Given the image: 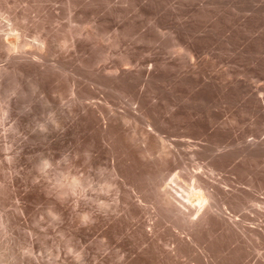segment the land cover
<instances>
[{
  "label": "rangeland",
  "instance_id": "rangeland-1",
  "mask_svg": "<svg viewBox=\"0 0 264 264\" xmlns=\"http://www.w3.org/2000/svg\"><path fill=\"white\" fill-rule=\"evenodd\" d=\"M10 1H12V0H10ZM10 1L9 0H2V1L0 0V3L2 2L0 4L1 5L0 6V12H1L0 23H2L4 19L8 18V20H4V22L2 23L3 26H1L0 29H2V27H3V29L6 28L7 27L6 24H8V28H6L7 30L5 31L8 35V33L11 32V29L13 27H15V25L17 24V26L20 28L19 29L20 31L18 30L19 33H22L24 35V33H25L24 30L27 31L26 34L29 35V36H27V39H28V40L26 39L27 41L31 40L30 42H32L33 41L32 34L34 36H36V34L38 33L39 30H41L42 33L45 31L43 34H45V33L47 34V32H49L50 35L54 32L52 34V36L55 37L56 41L53 44L54 48H52V51L48 52L49 54H51V52H52V56L50 57V55L47 54V55H49L47 57L48 58L50 57L49 58L50 60H48L46 57V59L43 60L45 63L43 61H42L43 64L41 63L42 64L40 66L41 68L36 67L33 69L32 67H28V69H26V70H21V69L27 68V67H23L17 71L18 73L20 72L19 74L17 72H15L16 74H14V72H12L10 74V76H8V80L10 79V81L8 82L7 85L10 87V89L6 85L8 91L7 90H5V91H7L8 94H12V95H7L5 98L4 96L7 94V93H5V95L2 96V98H1L2 102L0 101V104L2 106L4 105L3 107L0 106V108L2 107L0 109V111L2 112V113H0L1 116H3L2 110H4V107L6 108V106H7L8 96H9V100L11 102H13V103H11V105L13 104L11 112L12 111L13 112L12 113L10 112L11 114H10V117L8 118L10 120H8V124H7L6 128L8 129L9 126H13V128L16 127L13 130L7 131V133L5 134L7 137L6 138L4 135V131H2L3 129L1 128V125H0V128H1L0 129V138H1L0 142L2 143L0 145L1 146L4 145V147L6 148V149H4V147L2 146L0 149V154H1L0 155V161H1L0 165L3 168V170H1V167H0V201H2L4 199L2 201L3 203L0 202V204H1L0 205V214L2 213L1 214L2 216L0 215V234H1L0 235V240H1L0 241V248L5 249V250L2 249L3 251L0 250L1 251L0 252V264H2V263L3 264L4 263L5 264H13L14 262H16L15 264H18V263L20 264L21 262H22L21 264H23V262H25L24 264H28V263L31 264L32 263L31 260L32 261L36 260V261H33L32 264H34V263L35 264H59L60 260H61L60 264H66V263L70 264L69 262H72V261L74 262L73 256L75 258V255L76 256L79 255L80 257L81 256L87 257L86 260H85V258H83L84 260L82 259L81 262H83V261L84 262L81 264H91V263L93 264L95 262H96L95 264H97V261H98V264H103L104 262L106 264L108 262H109V264H116V263L117 264H134V263H136V264H181L182 263L183 264L187 260H189V261H187L188 264H191L192 259L189 256L190 250H189V248H187V246H185L184 242L181 244L179 243V245L177 243L178 247H180V250L182 249L180 251V253L182 252L180 254V256H177V257L171 256L172 254L173 255L176 254V251H173L174 253H171L172 252L171 250L174 249V247H173L174 243L173 242L169 243V241L171 242L174 239L169 234L170 233L172 234L173 231L171 232V230L173 228L170 230V228H168V227L170 225L172 226V225L177 223L176 222L177 220H176L174 213H173V215H172V213L169 214L170 212L173 211V209H171V207L170 208L168 207L169 209L165 208L167 210L160 209L162 211V213L161 214L159 213V214L161 216L165 214L164 215L165 219L169 220V218H170V220H169L170 222L176 220V221H174L176 223L170 224V222H169L170 225L167 226L168 229H165L161 225L158 224L159 226L155 225L156 229H154V231L155 230L158 231V229L160 228V231H159L160 234L158 233V235H157L158 237L162 236V238H163V236H164L165 237L164 239L167 238L165 241H168L169 248L166 247L167 249L166 248H164V249L166 252L168 251L167 253L169 255L163 251L164 249L162 248V244H160V243H159L160 245L157 244L158 243L157 240H156L157 242H154L155 240L152 241L151 246L148 245L147 247L146 246L143 247V245H141L142 241H143V237L141 239V236H142L141 232H140L141 230L140 231L137 230L138 232H140V233H138V232H136V229H135V228H140V227H135V225H136L137 221L140 220L139 219L140 215H142V214L144 215V211L149 213V214H147L145 212L147 215L143 216V218L148 217L147 218V219H149L148 221H150V219H153L152 216L158 217L157 212H161L158 210L159 208L157 209L158 211H156V213H157L156 214L155 212H152V211L150 212V210H148V209H147L148 211L146 209L144 210V207H142L144 211L141 210V212H143L141 214L139 211L142 208L139 209L138 206H140V204L143 202H145V203H143V205L147 204L146 200L149 202L150 198L152 199V200L150 199L152 202H155V200L153 201V199H156V202L160 201V198H158L159 200L156 198V197H158V195H157L158 193L156 194L157 195L156 196L154 191L156 190V192H157V189L161 185V184L159 185V183L164 184L165 183L164 181H167V180L162 179L161 177H164L165 179H166V177L168 178V176H170L169 174L172 173L171 171L169 172L168 170H170V168H172L171 166H173V164L175 165V168L174 167L173 168L176 169L177 164H175V163H178L179 167L177 166L176 170H172V171H174V173H172V175L176 174L177 172H175V171H178V168H180V170H182V172L180 170L178 172H180L181 174L178 173L180 175H178V174H176V175L180 176V177H181V175L183 176V177H181L183 179H180V177H179V179L182 181L184 180L183 181L184 185L190 186L194 182L196 184L197 183L196 176H195L196 173H194V172H197L200 174L203 171V173L200 174L201 176L204 175V173L206 172L204 175L205 179L211 180V183L212 182L214 183L212 185H214V187L216 186L215 188H217V185H219L220 188L222 186H224L221 188L222 192L224 193V191H225V194H226L227 193L226 191H228L230 196L228 194L227 195L231 198L230 199L229 197H226L227 195H225V194H224L225 196H223L220 193L221 189H219V187H218L217 189H219L220 191L217 192V194L220 196L215 197V199L217 198V200H215V202L218 201L220 203L219 204L216 202L218 205L221 206L220 211H222V212L225 211V213L226 212L229 213V215H230L229 217L232 216V218H228L227 213H226L227 215H225V213L219 215L220 214L219 213L218 217H217L216 213H218V212H216L215 216L212 215L213 217H211V218L209 217V219L205 218V219H207L206 221H209L208 222L209 225H208V223H205L206 221L203 219L202 222L205 221L203 223L204 226L200 223L201 226H199L200 224H198V228H199L198 229V228H196L197 227V225H196V227H193V229H192L193 231L195 228L197 229V230L195 229L194 232L191 231V227H189L190 231L195 234V235H192V237H191L192 233L189 234L188 237H186L187 235L185 236L184 230L188 229V227H187L188 225L184 224V223H187V221L186 222L184 221L183 224L186 226H184L181 223L183 225L184 229L182 231L183 233L180 231L182 233V235H181V233H180V235L183 236L184 238L186 237L185 242H187V240L192 239V238L199 240L197 242H199L200 246L206 247V248L203 247L206 251L208 248L209 250L207 252H209L211 255L213 254V257H214V258H212V261L213 262L217 261L216 263H218V264H223L224 262H225L224 264H228V263L229 264H233V263L234 264H236V263L237 264H255V263L264 264V213H263L264 210H262V209H264V155H263L264 149L262 148V147H264V110H263L264 109V0H237L239 2H237L235 0H70L71 2L68 1V3H67V0H54V2H52L53 0L52 1H50V0H38V1H35V0H14V2L12 1V3ZM41 1H43V2H41ZM47 1L50 4L52 3V5L50 6V4ZM34 3H36V4H34ZM53 4H55V6ZM14 5H16V7H14ZM49 6L51 8L53 6L56 7V8H54V10L52 9V11H55V9H56V12H52L51 10L49 12V8H48ZM6 7H9V8H6ZM13 7H14V9L11 10L10 8H13ZM2 8H4V11ZM17 8H19V9H17ZM25 8L28 10H26ZM31 8H33V9H31ZM6 9L9 10L8 13L5 12ZM20 10L21 11L24 10L25 13L20 12ZM30 10H31V12H29ZM4 12H5V14H4ZM27 12H28V14H27ZM48 13H50V15L52 13L53 17H52V15L50 16ZM7 15H9V16H7ZM14 15L15 16L18 15L19 17H22V18L25 17V18H23L21 20L19 19L17 21L14 20V24H15V22H17V23L15 25L13 24L14 25L13 26L12 25V22H13L12 17H15ZM26 17H28V18L26 19ZM47 18H49V20ZM9 20L11 21L10 25H9V23H10ZM21 21H23V22H21ZM44 22H46V23H44ZM38 23L41 27L44 24L42 27L44 31L42 30V28L40 26L39 27L37 26ZM2 24H0V25H2ZM17 26H16V28L18 29ZM34 26H35V28H34ZM21 27L23 28L22 30H21ZM9 28H10V30H9ZM36 28L39 30L37 31ZM34 29L37 31V33L35 32L36 34H34V31H35ZM46 29H47V31H46ZM41 31H39V32H41ZM68 31L70 33L69 35L67 34ZM31 32H33V33H31ZM0 33H1V36L4 35V33L2 35V31H0ZM6 33H5V36H6ZM42 33H40V34L43 35ZM10 34H12V32ZM26 34H25V37H26ZM23 35H21L22 37L19 36V38H22V39H19L20 41L23 40V37H24ZM69 36L72 38H70ZM7 37L9 39H13L12 35L11 36L9 35ZM3 38L8 39L4 36H3ZM65 40H66V42H65ZM34 41H35V38H34ZM56 42H58V43H56ZM30 47H31V49L33 48L32 45H29V49H30ZM27 48H28V46H27ZM178 48H179V50H178ZM181 48L183 51L186 50V52H188L189 54L181 51L180 50ZM0 49L2 50L1 47H0ZM176 49L178 52L176 51ZM1 50H0V52L1 53L4 52V53L2 55L0 53V58H1V56L6 58V56H3L5 54L4 49H3V51H1ZM190 51H191V53H190ZM175 53H178V55ZM179 53L180 54L185 53L186 55L185 54L180 55ZM192 53L194 54V58H193V56L191 57ZM182 55H183V57L186 56L185 59L183 57H181ZM188 55L193 59L194 63L191 64V62H193V61H190L191 58ZM173 56H176V57L174 58ZM178 56L180 57V60L182 61V63L179 60ZM187 58H189L188 62L190 61V63H187V61L182 60V59L186 60ZM2 59H4V58H2ZM2 59H1V61H2ZM194 59L195 60L197 59L198 62L195 61ZM173 60L175 61L174 66H173V64H174ZM176 60L179 62L176 63L177 62ZM1 61H0V65L3 64L2 66H4L7 62H9L7 60V58L4 61L5 64ZM51 61L55 62V63H52ZM60 62H63L64 65H63V63H60ZM171 63H173V64H171ZM196 63L198 65L200 63V65L198 66ZM7 64L9 65V63H7ZM7 64L5 66H8ZM182 64H184V66ZM185 64H189V66L188 65L187 66L190 69L187 67L188 69L185 70V68H186ZM193 64H195V66L197 65V67L193 68V66H194ZM170 65H172L174 68L176 67V65H177V67H178V65L179 66L181 65V66L178 67V69L176 67L174 70L173 67ZM46 66L48 68H43ZM52 66L54 68L53 70H51ZM191 67L193 68V70H195V69L197 70V68H198V70L197 71L195 70L194 72H192L193 70L191 69ZM179 68H181V69L183 68V70H181V71L183 72L185 70L187 73H185V71H184V73H183L184 75H183L182 73H180ZM29 69H31V70L29 71ZM36 69H37V72H36ZM38 69L39 70L41 69V70L39 71ZM58 69L60 71L62 70V72L65 70L63 72L64 75H62L63 73H61L60 71L56 72V70H58ZM171 69H173V70L171 71ZM48 70L52 71V73L50 71L48 72ZM177 70H178V72H177ZM187 70L189 71V74H188ZM30 72L31 73L33 72V73L31 74ZM115 73H117V75ZM171 73H172L173 77L171 76ZM22 74L24 75L25 78L24 77L22 78V76H23ZM55 74H56V76H55ZM17 75L18 76L20 75V76L17 77ZM39 75H41V76H39ZM179 75L180 76L183 75L184 77H181V78L177 77ZM27 76H28V78H27ZM174 77H175V79H174ZM11 78H14L15 80L11 79ZM16 78H19L21 81L16 79ZM34 78L36 79V81ZM46 78H48V79H46ZM176 78H178V79H176ZM23 79H25V81ZM29 79H31V81L34 79L33 80L34 83H33V81H32V83H30L31 81ZM12 82H15V84ZM36 82H38L39 84H37ZM10 83H12V84H10ZM17 83H19V84L16 85ZM25 84H26V86H25ZM27 84H28V86H27ZM11 85H12V87L13 86L14 87L12 88ZM33 85L35 86V88ZM37 86L40 87L41 91L39 90V87H37ZM18 87H20V88H18ZM26 87H28L29 89ZM36 88H37V90H36ZM17 90H18V93H17ZM69 90H71L72 92ZM29 91H30V93H29ZM25 92H26V94H23ZM75 93H77V94L75 95ZM32 94H34V95H32ZM60 94H62V97L60 96ZM23 95H27V96H23ZM54 95H56V99H55ZM79 95L82 96L81 97L83 99L82 102H85V104L88 103V101H90L89 103L91 105L93 104V106L91 108L90 104L88 106L87 104L85 105L83 103V106L90 107V109L93 111H95L94 109L97 110V108L100 109L99 112L101 111V109H102V111H105L106 109H110V108L113 109L115 111V113H117V115H118L117 116L115 114V117L119 118V115H120V117L122 119L120 121V123H118V125H120L124 121L122 116H123V114H126L123 116V117H125L124 122L125 123L127 122L126 125L124 124V122L120 125L121 127H124V128H121L120 126H119L120 130H119V128H117L118 127L117 126L118 121L116 122V124H113L114 117L111 118L113 120L112 124H111V122L108 121L110 118L106 119V117L105 118L100 117L101 115H100V113L97 112L98 110L96 111L97 112V114H96V112H94V113L90 112L91 110H89V108L83 107L82 102L80 101L81 99H79L80 98ZM19 96H20V98H19ZM83 96L88 100H86ZM13 97L14 98L18 97V98L14 99ZM77 97H79V98H77ZM90 97L92 100H89ZM3 98H5V99H3ZM52 98H53V100H52ZM72 98H75V99H72ZM17 100L18 101L20 100V101L18 102ZM23 100H24V102H23ZM68 100H71L72 102L68 101ZM104 100L105 101L107 100L108 102L107 101L105 102ZM4 101H6V102H4ZM56 101H58V102H56ZM68 102H69V104H68ZM70 102H71V104H70ZM95 102H96V104H95ZM2 103H4V104H2ZM26 103L29 105H27ZM56 103H58V104H56ZM97 103H100L103 107L106 106V104H108L107 105L108 108H106V107L101 108L100 107L101 105L97 106ZM174 103H176V104L174 105ZM19 104H20V106H19ZM15 105L18 107V109L15 108L16 107ZM172 105H174L175 107H176V105H178V106L176 107V109H174V107H172ZM13 106H15V107H13ZM94 106H96V107H94ZM109 106H110V108H109ZM135 106L137 108H135ZM139 106L142 109V111L140 108H138ZM32 107H34V108H32ZM142 107H144V108H142ZM170 107L174 109V112L172 111V109ZM58 108H59V110H61V108H62V112L57 110ZM63 108L66 111L69 109L68 110L69 112L67 111L68 112L67 113ZM85 108H87L88 111H87V109L85 111ZM30 109H31V112H30ZM51 109L52 110L54 109V111H52ZM81 109H83L85 111V114H86V112H89V113H87V115H85L84 111L82 110L83 111L82 112ZM103 109H105V110H103ZM128 109L134 110V112L129 111ZM135 109H137L136 112H135ZM170 110L174 113V116H171L173 114L169 113ZM138 111L141 112V114ZM35 112L37 115L35 114ZM56 112L58 113L57 114L58 116L60 115L59 117L56 115ZM63 112L67 113V114L65 115ZM130 112H133L135 114L137 113L138 115L137 114L136 115L138 116V118L139 117L140 118L137 119L135 117L136 115L134 114L135 115L134 116V115H132L133 113H130ZM30 113L31 114L33 113L32 115H34V116H32ZM20 114H21V116H19ZM175 114H176V116H175ZM1 116H0V118H1ZM36 116H37V118H36ZM51 116L54 117L56 121H57V119H59L61 121L60 123H63L62 124L63 127H61V128L58 127V129H60L59 132H58L57 128H55L56 126L55 125H54L55 127L53 126V124H55L54 123L55 121H54V118H52ZM98 116L100 117V119L101 118L106 119L108 122L106 120L105 121L103 120V122H102L101 121L102 119L99 120ZM127 116L131 120L133 118L137 119L136 122L138 123V125H136V123H135V125L131 124L133 127L131 126V128H129L130 132L128 131L129 130L128 126L130 127V124H128V122L130 121V119L127 120ZM132 116H133V118H132ZM116 118H115V121H116ZM171 119H172V121H171ZM48 120H49V122H48ZM150 120L152 121V123ZM167 120H169L171 122H169ZM33 121L34 122L36 121L35 122L36 124ZM99 121H100V123H97ZM142 121H146V124H144L145 122H142ZM101 122H102V124H101ZM141 123H142V127H141ZM149 123L151 124V126ZM43 124H45V125L48 124V125L45 126ZM96 124H99L100 128L96 129L98 127V125L96 126ZM174 124H176L175 125L176 130H177V128L179 129L178 133L176 132V130L174 128L175 127ZM50 125L52 127H50ZM109 125H111V126H109ZM114 125L116 126V128ZM122 125H125V126H122ZM154 125L160 126V127L156 126L158 129H160L163 126L161 129H162V132H164V133H160L161 136L158 133L157 134L153 133V134H151L152 135L151 137L149 135V137H150L149 140L146 139L147 138L146 134L143 136V138L142 137L140 138V134H141V132H139L140 130H143L142 132H144V130L148 131L146 129H152L154 127ZM108 126H109V128H108ZM134 126H137L136 129H138V130H135ZM177 126H179L180 128ZM45 127H47V128H45ZM68 127H70V128H68ZM144 127H146V128H144ZM32 128L34 129V131L32 130ZM63 128H64V130H63ZM101 128H102V131H101ZM107 128L109 130H113V129H115V130H114V132L113 131L111 132V131H108ZM116 129L119 131L117 132ZM131 129H132V131L134 130V133H136V134H134V137H133V132H131ZM172 129L177 134L180 133V135H183L184 137L182 136L183 137L182 138L180 135H177V137H176L175 136L176 134L173 135L174 132H172ZM65 130L67 133L62 132ZM169 130H170V133H169ZM38 131H40V132H38ZM123 131H124V133H123ZM59 133L60 134L65 133V134L64 135L62 134V136H61ZM125 133H127V134H125ZM138 133H140V134H138ZM168 133H169V135H167ZM12 134H14V136ZM154 134H155V136L157 135L156 139H155ZM38 135L39 136L41 135V136L39 137ZM137 135H139V139H137V137H136ZM171 135H173L172 136L173 139H172V137H170ZM179 136L182 138L183 141H185L184 142L185 145L183 146L184 148L182 146L179 148V150L181 149V152H183L182 155H185L184 151L187 150L186 155L183 156L184 160L182 158L183 161L181 162V159H180L181 157H179V159H177V160H180L181 163H179L178 161L177 162L174 161L175 163H172V165H171V162L174 160V157H171V156H170V158L172 160H170L169 156H167V157L165 156V157H161V158L158 157L162 160V163L159 162L161 160L158 158H156V160H155V157L158 156L157 154H155V151L157 150V146H159L158 144L160 143V141H164L167 143L169 142V144L172 143L174 145L172 140L181 139ZM11 137L13 138V140ZM53 137H54V139H53ZM160 137H161V140L160 141L158 140V143H157V139L158 138L160 139ZM144 138L149 142L145 141ZM151 138L155 139V140H152ZM8 139H9V141H8ZM140 139H142V140H140ZM143 140L147 143H145ZM52 141H53V143H52ZM136 141L137 142L139 141L138 142L139 144ZM141 141L144 142L145 147L142 143H140ZM186 142H189V143H186ZM252 142H255V143H252ZM258 142L261 144L260 145L261 148L260 147L257 148V146L255 145L256 143H257V145H259ZM6 143H7V145H6ZM151 143L153 146L152 145L150 146ZM262 143H263V145H262ZM18 144H20V145H18ZM186 144H188V145L186 146ZM200 145H203V147H201ZM252 145H254L253 149L251 148ZM191 146H194V147H191ZM248 146H249V148H247ZM147 147L149 149H147ZM145 148L147 149V151L153 150V153L151 151H150V153H152L153 156L155 155V157L151 156L150 157L151 159H150L149 154H148L149 152L145 151L146 150ZM187 148H189L190 150H188ZM195 148H197V149H195ZM254 148H256V150ZM154 149H155V151H154ZM182 149H183V151H182ZM202 149H204V150L206 149V152ZM247 149L250 152H248ZM250 149H252L253 151ZM16 150L17 151L20 150V151L17 152ZM197 150H198V152H197ZM199 150H201V151L199 152ZM142 151L144 153L147 152V155H146V153L144 154ZM254 152H257V153H254ZM49 153H52L54 155H51ZM191 153H192V155H191ZM250 153H254V154H250ZM255 154L257 156H255ZM48 155H50V156H48ZM60 155L62 156V158ZM66 155H67V157H66ZM189 155H191V156H189ZM252 155H253V157H252ZM7 156H8V158H7ZM115 156H116V158L118 157L117 158L118 160L115 158ZM193 156L196 157L197 159L194 158L196 160H190V159H193ZM39 157H41V158H39ZM68 157H69V161H71L70 162L71 165H70V163H68L69 161H66V160H68ZM36 158L37 159L39 158V159L37 160ZM65 158H67V159L64 160ZM152 158L154 159V163H153ZM162 158H167V159L169 158L168 160L171 162H169V161L167 162V161H165L167 159L163 160ZM5 159H7V160L5 161ZM12 159H13V162H12ZM157 160H158V162H156ZM175 160H176V158H175ZM53 161L54 162L56 161L55 165H54ZM147 161H149V162H147ZM194 161H196V162H194ZM45 163H49V167H48V165L46 166ZM80 163H81V165H78ZM113 164H115L114 165L115 167L113 166ZM116 164H117V166H116ZM52 165L54 167H52ZM58 165H59V167H57ZM72 165H73V167H72ZM167 165H168V167L170 165L171 166L168 168ZM195 165H196V168H195ZM4 166L8 169L6 170V168ZM44 166H46V167H44ZM60 166L62 168L61 170H60ZM112 167H114V170L112 169ZM117 167H118V169H117ZM211 167H213V168H211ZM11 168H13V169H11ZM55 168H56V170H55ZM184 168H185V170H184ZM205 168H206V171H205ZM17 169H18V171H17ZM166 169H167V171H166ZM210 169H212V170H210ZM215 170H217V174H216ZM2 171L4 174L2 173ZM58 171H60V172H58ZM115 171L117 173H114V174L115 175L119 174V176L118 175L115 176L113 174V172H115ZM162 171H165L164 175L166 173H167V175L164 176ZM212 171H214V172H212ZM40 172H42V173H40ZM51 172H52V174H51ZM5 173H7V174H5ZM11 173L13 175H11ZM59 173H60V176L58 178H56L57 174H59ZM67 173L68 174L71 173V175L69 176ZM158 173H160V174H158ZM36 174H38V175H36ZM62 174L66 175V176H64ZM190 174L192 177L194 175L195 178L194 177L192 178L190 176ZM212 174H214L215 176ZM6 175H7V177H6ZM50 175H52L53 177L52 176L50 177ZM209 175H212V176H209ZM218 175H219V177H217ZM36 176H37V178L38 177L39 178L37 179ZM63 176L66 179H64ZM67 176H69L70 178L73 177L72 181L77 183V185L75 184V186H77L76 187L77 189L75 188L76 190L73 187L74 183H72V181H70L71 179H69V177H67ZM42 177H44L45 179ZM74 177H76L78 179H76ZM117 177H119L121 180L118 179ZM219 178H220V180H218ZM46 179H48V180H46ZM58 179H60V180L64 179L66 181L62 180L63 183L61 182V184H60V182L59 183L56 182V180L58 181ZM87 179H88V181H87ZM91 179H92V181H90ZM192 179L195 181H193ZM67 180H69L71 183L67 182ZM78 180L81 182V185L78 184L79 183ZM112 180L115 183H113ZM119 180L121 182H119ZM41 181H43L44 184ZM107 181H108V183H107ZM155 181L158 183L157 184V185H159L158 187L156 186ZM192 181H193V183H192ZM221 181H222V183L226 182L225 185L220 183ZM1 182H3V184ZM9 182L11 185L9 184ZM46 182H47V184H46ZM216 182H218V183H216ZM52 184H54L55 186ZM65 184H68V185L70 184L69 186H72V189L65 190V189H67V188H65V187H67ZM119 184L120 185L122 184V186H120ZM38 185H39V187H38ZM43 185L45 187H47V189ZM56 185H58V187L60 185L61 186L63 185V188H61V186L59 187V191L62 189L65 190L66 193H67V191H69L67 194H70V197L68 195L65 196L62 193L63 196H65V198L68 196L66 199H64L65 202L62 199L63 197H62V194L60 193L61 191L60 192L58 191V187ZM78 185H79L80 189L78 188ZM93 186H95V188ZM115 186L116 187L119 186L118 188H120L121 191L119 192L120 189L118 190ZM153 186H156L157 189H156V187H155V190L152 189V188H154ZM4 187H5V189H4ZM48 187H49V189H48ZM133 187H135V188H133ZM136 187H137V189H136ZM191 187H192V185H191ZM38 188H39V191H38ZM52 188H54V189H52ZM83 188H86V189H83ZM97 188H98V190H97ZM150 189L152 190V192L150 191ZM227 189H229V190H227ZM233 189H236L238 191H236V190L234 191ZM1 190H3V191H1ZM42 190H45V191L48 190V191L46 193L45 191H42ZM53 190H56V192L58 191L57 193L61 194V195L60 194L59 195L57 194V195H58V197L61 196L62 200H59L57 198L56 193L53 192ZM70 190L71 191L74 190V192L73 191L70 192ZM95 190H96V193H95ZM109 190H111V191H109ZM131 190H133V191H131ZM140 190L142 193L141 192L139 193ZM49 191L51 192V195H50ZM76 191H78V193ZM233 191L235 192V195H234ZM54 193H55V195H54ZM71 193L73 195H71ZM129 193L132 195V197L134 199L131 197V195ZM114 194L116 195V197L114 196ZM46 195H48V196L46 197ZM77 195H78V197H77ZM87 195L89 198L87 197ZM144 195L147 196L148 199L145 200L146 197ZM52 196H54V197H52ZM83 196H85V197H83ZM221 196H223V198L225 200H226V198L228 200L225 201ZM236 196H237V198H235ZM249 196H250V198H249ZM98 197H100L102 199L100 200V198H98ZM141 197H142V199H141ZM241 197H243V198H241ZM96 198L99 201L96 200ZM112 198H113V200H112ZM220 198H221L222 202L220 201ZM137 199H139V200H137ZM257 199L259 201L258 203L253 202V200L255 201ZM54 200H56L57 202ZM85 200H86V202H85ZM102 200H104V202ZM119 200H121L122 203L124 201L128 202L130 200L129 203L125 202L126 204L131 206V207L127 206V205L125 206V208L129 207V211H128V208L121 209L122 207H124L122 205H125V204L121 203V205H120ZM131 200H135V201H132V203L133 202L136 203L139 201L138 205L136 203V207H135L134 206L135 203H134L132 206L130 204ZM117 201L119 204H116ZM246 201L250 205H252V204L254 205L257 203L258 206L256 204V208L258 209V207H259L261 210L259 209V211H257L253 207V205L252 206L248 205ZM261 201L263 203H261ZM84 202L86 205L84 204ZM88 202H89V204H88ZM102 202H103V204L108 203V205H110V207L112 206L111 208H113L114 211L112 209H109L110 207L108 208L107 204H105L107 206L103 205ZM4 203H6V204H4ZM221 203H223V204H221ZM77 204H78V207H77ZM245 204H246V206H245ZM56 205H57V207H56ZM68 205H69V207H68ZM259 205L260 206L263 205V206L260 207ZM10 206H11V208H10ZM91 206H93V207H91ZM102 207H104V209H102ZM137 207H138V209H137ZM16 208L18 210H16ZM67 208H68V210H67ZM69 208H70V210H69ZM107 208L110 211H108ZM246 208H248V209H246ZM10 209H13L12 210L13 213L10 211ZM117 209L119 212L117 211ZM130 209H133L132 210L133 213H131V214L129 213V212H131ZM22 210L26 214H24ZM51 210L56 213L55 219H54V216L51 215V213H50L51 216L48 213V212H52ZM124 210L125 211L127 210L128 213H126L127 211L125 212ZM169 210H172V211H169ZM244 210H246V211H244ZM247 210H249V211H247ZM76 211H78L80 213H78ZM81 211H82V213H81ZM85 211H86V213L90 212L89 213L90 218L86 214H85L86 216L83 214V213H85ZM163 211H165V212L163 213ZM167 211H168L169 215L166 214ZM251 211H253V212H251ZM120 212H122V213H120ZM123 212L126 214H123ZM138 212L140 213L139 218L137 217ZM259 212H261V215H259L260 214ZM10 213H12V215ZM134 213H136L137 216ZM7 214H8V217H7ZM14 214H18V215H14ZM118 214L123 218L118 217L119 216ZM132 214L135 215L137 218L135 216L133 217ZM209 214L206 217L211 216ZM211 214H214V213H211ZM56 215L59 217H57ZM82 215L85 216V217H83V220H82ZM126 215H128V216H126ZM130 215H131V218H130ZM148 215L150 216V218ZM155 215H157V216H155ZM223 215H225V216H223ZM15 216H16V218H15ZM221 216H223V219H221L222 218ZM2 217L5 220H3ZM112 217H115V218H112ZM171 217H173V218H171ZM79 218H80V220H79ZM141 218H142V216H141ZM143 218L141 220H143ZM239 218L241 221L239 220ZM14 219H15V221H14ZM17 219H19V220H17ZM132 219H135V220H132ZM147 219H145V221L143 220L142 222L140 221V223L146 222ZM155 219H157V218H154L153 222L155 221ZM230 219H231V221H230ZM86 220L88 221V223ZM218 220L221 221L220 223H223V222L224 223L220 224ZM228 220H229V222H228ZM234 220H236L238 224ZM257 220H260V221H257ZM128 221H130V222H128ZM10 222L13 223L14 230H13V225ZM17 222H18V224H17ZM240 222H242V223H240ZM258 222H260V223H258ZM130 223L133 225L131 226ZM234 223L236 225H234ZM256 223L258 224V227H257ZM230 224L232 226H234V228L236 230ZM237 225L238 226L241 225V227H238ZM25 226H26V228H25ZM29 226H30V228H29ZM81 226L82 227L85 226L83 228V230L81 229L82 228ZM133 226H134V228H132ZM228 226H230V227H228ZM7 227H10V228H7ZM27 227H28V229H27ZM157 227H158V229H157ZM161 227L163 228L162 230H161ZM185 227H187V228H185ZM227 228H230L229 231ZM231 228H233V229L231 230ZM240 228L241 229L243 228L244 230L242 229L243 230L242 231ZM253 228H255V229H253ZM248 229L251 231L249 232ZM15 230L16 231L18 230L17 231L18 234H17V232H15ZM168 230L170 233L168 232ZM245 230L247 231L248 235H246ZM9 231L11 234L9 233ZM131 231H132V234H130ZM163 231H165V232L167 231L166 234H168V236ZM190 231H188V232L185 231V232L189 233ZM237 231H238V233H236ZM240 231H242L243 233ZM14 232H15V235H13ZM33 234H35V235H33ZM209 234H211L210 235V238H212L211 240H209V236H208ZM236 234H238V235H236ZM240 234H242V235L244 234V235L241 236ZM10 235H12V237ZM62 235H63V237H62ZM122 235L124 236V238H122L123 237ZM129 235L131 237H129ZM136 235H138V239L141 241L136 240L137 239ZM197 235H198V237H197ZM212 235L215 238L212 237ZM237 236H238V238H237ZM203 237L205 238L206 242H204L205 240ZM244 237L246 238V240H244L245 239ZM28 238L30 240H27ZM60 238H61V241H59ZM206 238H208V240ZM9 239L10 240L13 239V240L10 241ZM16 240L17 241L19 240V242H17ZM9 241H10V243H9ZM20 242H21V244L24 243L25 245L21 246ZM57 242H59V244ZM153 242H154V244H153ZM239 242H241V244ZM11 243H13V246ZM30 243H31V245H30ZM207 243H208V245H207ZM27 244L30 246H28ZM69 244H71V245H69ZM136 244H137V246H136ZM202 244H203V246H202ZM10 245L12 246V248ZM181 245H184L189 251L187 252L186 251L187 249H185V247H183V246H182L183 247L182 248ZM73 246H74V248H73ZM149 246H150V249L147 250V248H149ZM156 246L159 248H157ZM6 247H7V249H6ZM58 247L60 248L59 251H58V249H59ZM62 247H64V248H62ZM70 247H72V248L70 249ZM104 247L107 249L105 250ZM108 247H110L111 250L113 248L114 249L112 251H109L110 249ZM140 247L143 249H146V250H142ZM171 247H173V249ZM211 247L215 250H213ZM14 248L15 249L17 248V251ZM116 248H119V249H116ZM131 248L133 251L131 250V252H129ZM152 248H154V249L157 248V249L153 251ZM32 249H34V250H32ZM134 249H136V250L134 251ZM184 249H185V252H187L189 254H185V252L183 251ZM64 250H66V253ZM70 250H72V252ZM119 250L122 252L121 253L116 252L118 254L117 255L115 253V251H119ZM125 250H126V252H125ZM157 250L158 251L160 250L161 252L159 253V252H157ZM8 251H9V254H7ZM15 251H16V253H13ZM28 251H30V252H28ZM67 251L69 252V254L70 253L71 254L70 255L67 254ZM77 251H79V252L77 253ZM81 251H83V252H81ZM62 252H64V253H62ZM85 252H87V253H85ZM93 252L96 254L95 255L92 254ZM100 252H102V253L104 252V253L102 254ZM135 252L139 253V254H136ZM183 252H184V254H183ZM227 252H228V254H227ZM2 253L5 254V256ZM12 253H13V255H12ZM53 253H54V255H53ZM56 253L59 254V256L55 255ZM75 253H77V254H75ZM97 253H99V254H97ZM126 253H127V255H124V257H123V254H126ZM129 253H130V256H129ZM165 253H166V255H165ZM219 253H220V257L218 256ZM111 254L115 255L114 256L115 258H112ZM224 254H226L228 256H226ZM7 255H8V257H6ZM116 255H117V257H116ZM184 255H186V256L184 257ZM14 256H15V258H14ZM24 256L26 259L23 258ZM61 256H62V258H61ZM89 256H91V257H89ZM94 256H96V257H94ZM125 256L127 259L125 258ZM215 256H217V257H215ZM32 257H33V259H32ZM118 257L121 259H118ZM163 257H164V259H163ZM186 257L187 258L189 257V258L187 259ZM1 258L3 261L1 260ZM3 258L4 259L6 258V259L4 260ZM12 258H14V260ZM27 258H30V259H27ZM63 258L66 261L63 260ZM67 258H68V262H67ZM116 258H117V260H116ZM124 258L126 259L127 263L124 260ZM128 258L130 259L129 261H128ZM181 258L184 260L183 262H181L182 261ZM216 258H218L221 262ZM227 258L230 260V262H229V260L226 261ZM7 259H9V260H7ZM102 259H104V261ZM177 259L178 260L181 259V260L178 261ZM224 259H226V260L222 261ZM27 260L29 262H27ZM93 260H94V262H93ZM101 260L103 263L101 262ZM107 260H109V261H107ZM120 261H122V262H120ZM132 261H135V262H132ZM212 261L211 262L209 261V263L210 264H216V263H213ZM192 264H194V263H192ZM203 264H205V263H203Z\"/></svg>",
  "mask_w": 264,
  "mask_h": 264
},
{
  "label": "bare ground",
  "instance_id": "bare-ground-1",
  "mask_svg": "<svg viewBox=\"0 0 264 264\" xmlns=\"http://www.w3.org/2000/svg\"><path fill=\"white\" fill-rule=\"evenodd\" d=\"M1 1H2V0H1ZM9 1H10V0H9ZM12 1L14 2V0H12ZM12 1H10V2L12 3ZM35 1H38V0H35ZM50 1H52V0H50ZM68 1H70V0H67V3H68ZM235 1H237V0H235ZM235 1H234V2H235ZM39 2H40V1H39ZM39 2H38V3H39ZM41 2H43V1H41ZM47 2H48V1H47ZM52 2H54V0H53ZM70 2H71V1H70ZM237 2H239V1H237ZM1 3H2V2H1ZM1 3H0V4H1ZM36 3H37V2H36ZM36 3H34V4H36ZM48 3H49V2H48ZM8 4H9V3H8ZM8 4H7V5H8ZM40 4H41V3H40ZM49 4H50V3H49ZM4 5H5V4H4ZM7 5H6V6H7ZM37 5H38V4H37ZM51 5H52V3L50 4V6H51ZM53 5L55 6V4H53ZM0 6H1V5H0ZM35 6H36V5H35ZM50 6L48 7V8H49V12H50V10L52 11V9L54 10V8H56V7H54V6L51 8ZM14 7H16V5H14ZM14 7H13V8H10V9L12 10V9H14ZM6 8H9V7H6ZM50 8H51V9H50ZM2 9H3V11H4V8H2ZM2 9H1V10H2ZM17 9H19V8H17ZM25 9H26V8H25ZM25 9H24V10H25ZM31 9H33V8H31ZM15 10H16V9H15ZM24 10H23V11L20 10V12L25 13ZM26 10H28V9H26ZM26 10H25V11H26ZM16 11H17V10H16ZM5 12L8 13L9 10L6 9ZM5 12H4V14H5ZM10 12H11V11H10ZM12 12H13V11H12ZM20 12H19V13H20ZM29 12H31V10H30ZM52 12H56V9H55V11H52ZM46 13H47V12H46ZM0 14H1V12H0ZM2 14H3V13H2ZM4 14H3V15H4ZM13 14H14V13H13ZM15 14H16V13H15ZM17 14H18V13H17ZM27 14H28V12H27ZM48 14L50 15V13H48ZM51 15H52V17H53V14H52V13H51ZM51 15H50V16H51ZM7 16H9V15H7ZM12 16H13V15H12ZM14 16H15V15H14ZM17 16H18V15H17ZM17 16L12 17V18H13L12 25L14 24V20L17 21V20H19V19L21 20V19L25 18V17L22 18V17H19V16L17 17ZM20 16H21V15H20ZM24 16H25V15H24ZM27 16H28V15H27ZM9 18H10V17H9ZM27 18H28V17H26V19H27ZM10 19H11V18H10ZM26 19H25V20H26ZM47 19L49 20V18H47ZM47 19H46V20H47ZM50 19H51V18H50ZM4 20H8V18H7V19H4ZM4 20H3V22H4ZM51 20H52V19H51ZM0 21H1V19H0ZM37 21H38V20H37ZM3 22H2V23H3ZM9 22H10V23H9V25H10V24H11V21L9 20ZM21 22H23V21H21ZM39 22H40V21H39ZM46 22H47V21H46ZM46 22H44V23H46ZM2 23H0V24H2ZM16 23H17V22H15V24H16ZM34 23H35V22H34ZM4 24H5V23H4ZM15 24H14V25H15ZM35 24H36V23H35ZM35 24H34V25H35ZM41 24H42V23H41ZM14 25H13V26H14ZM43 25H44V24H43ZM43 25H42V27H43ZM1 26H3V24L0 25V27H1ZM6 26H7V27H6ZM6 26H5V27L8 28V24H6ZM13 26H12V27H13ZM16 26H17V24L15 25V27H13V28L11 27V28H12V29H11L12 34H10L11 32H9L8 35H7V33L5 32V31L7 30L6 28H4L5 30L3 29V27H2V29H0V31H2V35H3L4 32L6 33V36H5V33H4V35H3L4 37L8 38L7 36H9V35H10V36H11V35L13 36V39H9V38H8V39H4L3 36H1V33H0V47L2 48V50H1V49H0V50L3 51V49H4L5 54H4L3 56H6L7 60L9 61V62H7V63H9V65L6 63L8 66H5L6 64L4 63V61H5L6 58H5V57H2V56H1V58H0V61H1L2 58H4V59H2L1 62H3V63L5 64L4 66H2L3 64L0 65V101H1L2 96H4L5 93H7V91H8V90H7V87H6V85H7L8 82L10 81V79L8 80V76H10V74H11L12 72H14V74H16L15 72H17L19 69H21V68H23V67H27V68H24V69H21V70H26V69H28V67H32L33 69L36 68V67H40V66L43 64L42 61H43L44 59H46L47 56H49V55H50V57L52 56V52H51V54H49L48 52L52 51V48H54V47H53V46H54L53 44H54L55 41H56V40H55V37L52 36V34H53L54 32H53L51 35L49 34V32H47V34H46V33L43 34L45 31H44L43 28L39 25V23H38L37 26H38V27L40 26L44 32L42 33L41 30H39V29L36 28L37 31H38V30L41 31V32L38 31V33H39V34H38L37 31L34 29V30H35V31H34V34L37 33L36 36H34V35L32 34V39H33V41H34V38H35V41H34V42H33V41L30 42L31 40L27 41V40H28V39H27V36H29L28 34H26L27 31L24 30L25 33H24V35H23L22 33H19V31H20L19 29H20V28L17 26V27H18V29H17ZM20 26H21V25H20ZM22 26H23V25H22ZM35 26H36V25H35ZM35 26H34V28H35ZM9 27H10V26H9ZM25 28H26V27H25ZM22 29H23V28L21 27V30H22ZM44 29H45V28H44ZM3 30H4V31H3ZM9 30H10V28H9ZM9 30H8V31H9ZM18 30H19V31H18ZM68 30H69V29H68ZM32 31H33V30H32ZM46 31H47V29H46ZM21 32H22V31H21ZM35 32H36V33H35ZM31 33H33V32H31ZM40 33H42L43 35H41ZM19 34H20V35H19ZM25 34H26V37H25ZM67 34H68V35L70 34L69 31H68ZM21 35L24 36L22 41L19 40V39H22V38H19V36H21ZM30 36H31V35H30ZM33 36H34V37H33ZM14 37H15V38H14ZM21 37H22V36H21ZM69 37H70V36H69ZM10 38H11V37H10ZM30 38H31V37H30ZM30 38H29V39H30ZM66 38H67V37H66ZM70 38H72V37H70ZM26 39H27V40H26ZM24 40H25V41H24ZM66 40H67V39H66ZM66 40H65V42H66ZM57 41H58V40H57ZM65 42H64V43H65ZM56 43H58V42H56ZM73 43H74V42H73ZM29 45H32L33 48L31 49V47H30V49H29ZM55 45H56V44H55ZM27 46H28V48H27ZM62 46H63V45H62ZM73 46H74V45H73ZM179 48H180V47H179ZM179 48H178V50H179ZM182 48H183V47H182ZM182 48L180 49L181 51H183ZM56 49H57V48H56ZM56 49H55V50H56ZM55 50H54V51H55ZM173 51H174V50H173ZM176 51H177V49H176ZM187 51H188V50H187ZM177 52H178V51H177ZM183 52H186V50L183 51ZM0 53H1V52H0ZM3 53H4V52H2L1 55H2ZM53 53H54V52H53ZM186 53H188V52H186ZM190 53H191V51H190ZM47 54H49V55H47ZM175 54L178 55V53H175ZM179 54H180V53H179ZM181 54H183V53H181ZM181 54H180V55H181ZM184 54H185V53H184ZM184 54H183V55H184ZM188 54H189V53H188ZM192 54H193V53H192ZM192 54H191V57L193 56V58H194V54H193V55H192ZM53 55H54V54H53ZM173 55H174V54H173ZM183 55H182L181 57H183ZM185 55H186V54H185ZM188 56H189V55H188ZM50 57H49V58H50ZM173 57L175 58L176 56H173ZM185 57H186V56H185ZM185 57H183V58L185 59ZM189 57H190V56H189ZM191 57H190V58H191ZM197 57H198V56H197ZM49 58L47 57L48 60H50ZM54 58H55V57H54ZM178 58H179V60H180V57H179V56H178ZM55 59H56V58H55ZM184 59H182V60H183V61H187V63H190V61H193L192 58L190 59L189 62H188L189 58H187L186 60H184ZM56 60H57V59H56ZM56 60H55V61H56ZM177 60H178V59H177ZM177 60H176V61H177ZM194 60H195V59H194ZM180 61H181V60H180ZM195 61H197V59H196ZM43 62H44V61H43ZM51 62H52V61H51ZM173 62H174V64H173V63H171V64H173V66H174V65H175V61L173 60ZM178 62H179V61H177L176 63H178ZM197 62H198V61H197ZM41 63H42V64H41ZM44 63H45V62H44ZM52 63H55V62H52ZM60 63H63V62H60ZM181 63H182V61H181ZM183 63H184V62H183ZM192 63H194V61L191 62V64H192ZM49 64H50V63H49ZM49 64H48V65H49ZM58 64H59V63H58ZM179 64H180V63H179ZM191 64H190V65H191ZM196 64H197V63H196ZM44 65H45V64H44ZM60 65H61V64H60ZM63 65H64V63H63ZM63 65H62V66H63ZM182 65L184 66V64H182ZM185 65H186V68H185V67H184V68H185V70H186V69L189 68V67H188L189 64H185ZM187 65H188V66H187ZM193 65H194L193 68H194V67L196 68L198 64H197L196 66H195V64H193ZM199 65H200V63H199ZM199 65H198V66H199ZM62 66H61V67H62ZM170 66H172V65H170ZM173 66H172V67H173ZM180 66H181V65H180ZM180 66L178 65V67H180ZM183 66H182V67H183ZM176 67H177V65H176ZM176 67H175V68H176ZM178 67H177V69H178ZM187 67H188V68H187ZM40 68H41V67H40ZM43 68H48V67L46 66V67H43ZM51 68H52L51 70L54 69L53 66H52ZM55 68H56V67H55ZM65 68H66V67H65ZM65 68H64V69H65ZM175 68L173 67L174 70H175ZM193 68L191 67L192 70H193ZM33 69H32V70H33ZM49 69H50V68H49ZM56 69H57V68H56ZM173 69H171V71H172ZM179 69H180V73L183 74L185 70L182 72L181 70H183V68H182V69L179 68ZM189 69H190V68H189ZM30 70H31V69H29V71H30ZM38 70H39V69H38ZM40 70H41V69H40ZM40 70H39V71H40ZM192 70H191V71H192ZM195 70H196V69H195ZM195 70H193L192 72H194ZM197 70H198V68H197ZM197 70H196V71H197ZM44 71H45V70H44ZM44 71H43V72H44ZM49 71H50V70H48V72H49ZM54 71H55V70H54ZM54 71H53V72H54ZM57 71H60V70L58 69V70H56V72H57ZM64 71H65V70H64ZM64 71H63V72H64ZM115 71H116V70H115ZM187 71H188V70H187ZM33 72H34V71H33ZM33 72H32V73H33ZM36 72H37V69H36ZM50 72L52 73V71H50ZM60 72L63 73L62 70H61ZM60 72H59V73H60ZM116 72H117V71H116ZM129 72H130V71H129ZM177 72H178V70H177ZM17 73H18V72H17ZM19 73H20V72H19ZM19 73H18V74H19ZM23 73H24V72H23ZM30 73H31V72H30ZM32 73H31V74H32ZM41 73H42V72H41ZM66 73H67V72H66ZM185 73H187V72L185 71ZM26 74H27V73H26ZM46 74H47V73H46ZM53 74H54V73H53ZM56 74H57V73H56ZM56 74H55V76H56ZM115 74L117 75V73H115ZM188 74H189V71H188ZM22 75H23V74H22ZM57 75H58V74H57ZM62 75H64V73H63ZM116 75H115V76H116ZM173 75H174V74H173ZM180 75H181V74H180ZM180 75L177 76V77H179V78L184 77V76H183L184 74H183L182 76H180ZM15 76H16V75H15ZM19 76H20V75H19ZM19 76L17 75V77H19ZM28 76H29V75H28ZM28 76H27V78H28ZM34 76H35V75H34ZM39 76H41V75H39ZM46 76H47V75H46ZM171 76H172V73H171ZM174 76H175V75H174ZM11 77H12V76H11ZM23 77H24V75L22 76V78H23ZM30 77H31V76H30ZM30 77H29V78H30ZM42 77H43V76H42ZM42 77H41V78H42ZM65 77H66V76H65ZM172 77H173V76H172ZM9 78H10V77H9ZM20 78H21V77H20ZM24 78H25V77H24ZM27 78H26V79H27ZM35 78H36V77H35ZM35 78H34V79H35ZM44 78H45V77H44ZM11 79H14V78H11ZM16 79L20 80L19 78H16ZM34 79H33V80H34ZM46 79H48V78H46ZM174 79H175V77H174ZM176 79H178V78H176ZM14 80H15V79H14ZM14 80H13V81H14ZM23 80L25 81V79H23ZM23 80H22V81H23ZM29 80L31 81V79H29ZM33 80H32V81H33ZM20 81H21V80H20ZM32 81H31L30 83H32ZM35 81H36V79H35ZM37 81H38V80H37ZM171 81H172V80H171ZM18 82H19V81H18ZM28 82H29V81H28ZM38 82H39V81H38ZM38 82H36V83L39 84ZM41 82H42V81H41ZM172 82H173V81H172ZM12 83L15 84V82H12ZM12 83H10V84H12ZM22 83H23V82H22ZM22 83H21V84H22ZM33 83H34V81H33ZM36 83H35V84H36ZM173 83H174V82H173ZM14 84H13V85H14ZM18 84H19V83H17L16 85H18ZM21 84H20V85H21ZM37 84H36V85H37ZM42 84H43V83H42ZM23 85H24V84H23ZM23 85H22V86H23ZM7 86H8V85H7ZM25 86H26V84H25ZM27 86H28V84H27ZM33 86H34V85H33ZM33 86H32V87H33ZM39 86H40V85H39ZM39 86H37V87H39ZM73 86H74V85H73ZM8 87H9V86H8ZM11 87H12V85H11ZM13 87H14V86H13ZM13 87H12V88H13ZM16 87H17V86H16ZM23 87H24V86H23ZM29 87H30V86H29ZM71 87H72V86H71ZM18 88H20V87H18ZM21 88H22V87H21ZM26 88H28V87H26ZM34 88H35V86H34ZM73 88H74V87H73ZM9 89H10V87H9ZM28 89H29V88H28ZM70 89H71V88H70ZM5 90H7V91H5ZM15 90H16V89H15ZM19 90H20V89H19ZM34 90H35V89H34ZM36 90H37V88H36ZM39 90H40V87H39ZM73 90H74V89H73ZM12 91H13V90H12ZM22 91H23V90H22ZM24 91H25V90H24ZM31 91H32V90H31ZM40 91H41V90H40ZM69 91H71V90H69ZM171 91H172V90H171ZM10 92H11V91H10ZM13 92H14V91H13ZM53 92H54V91H53ZM56 92H57V91H56ZM71 92H72V91H71ZM11 93H12V92H11ZM17 93H18V90H17ZM19 93H20V92H19ZM29 93H30V91H29ZM29 93H28V94H29ZM31 93H32V92H31ZM35 93H36V92H35ZM73 93H74V92H73ZM77 93H78V92H77ZM77 93H75V95H76ZM13 94H14V93H13ZM23 94H26V92L23 93ZM28 94H27V95H28ZM53 94H54V93H53ZM55 94H56V93H55ZM7 95H12V94H8V93H7L4 97L6 98ZM20 95H21V94H20ZM27 95H23V96H27ZM29 95H30V94H29ZM32 95H34V94H32ZM38 95H39V94H38ZM51 95H52V94H51ZM51 95H50V96H51ZM72 95H73V94H72ZM21 96H22V95H21ZM54 96H55V99H56V95H54ZM57 96H58V95H57ZM60 96L62 97V94H60ZM73 96H74V95H73ZM79 96H80V95H79ZM91 96H92V95H91ZM11 97H12V96H11ZM51 97H52V96H51ZM75 97H76V96H75ZM81 97H82V96H80V98H79V97H77V98L81 99L80 101L82 102L83 99H82ZM83 97H84V96H83ZM87 97H88V96H87ZM251 97H252V96H251ZM5 98H3V99H5ZM13 98H14V97H13ZM17 98H18V97H17ZM17 98L15 97L14 99H17ZM19 98H20V96H19ZM21 98H22V97H21ZM23 98H24V97H23ZM26 98H27V97H26ZM84 98H85V97H84ZM95 98H96V97H95ZM14 99H13V100H14ZM46 99H47V98H46ZM58 99H59V98H58ZM61 99H62V98H61ZM72 99H75V98H72ZM72 99H71V100H72ZM85 99H86V98H85ZM85 99H84V100H85ZM7 100H8V101H7ZM7 100H6V101H7V106H6V108L4 107V110H2V111H3V116L0 115V116H1V118H0V125H1V128L3 129L2 131H4V135L7 133L8 130L10 131V130H13L14 128H16V127L13 128V126H9L10 129H9V128H8V129L6 128V126H7V124H8V120H10V119H8V118L10 117V114L13 112V111L11 112V110H12V105H13V104L11 105V103H13V102H11V101L9 100V96H8ZM27 100H28V99H27ZM52 100H53V98H52ZM59 100H60V99H59ZM71 100H68V101H71ZM86 100H88V99H86ZM89 100H92L91 97H90ZM6 101H4V102H6ZM14 101H15V100H14ZM17 101H18V100H17ZM19 101H20V100H19ZM19 101H18V102H19ZM46 101H47V100H46ZM54 101H55V100H54ZM60 101H61V100H60ZM60 101H59V102H60ZM72 101H73V100H72ZM72 101H71V102H72ZM94 101H95V100H94ZM104 101H105V100H104ZM106 101H107V100H106ZM106 101H105V102H106ZM172 101H173V100H172ZM1 102H2V101H1ZM23 102H24V100H23ZM23 102H22V103H23ZM27 102H28V101H27ZM56 102H58V101H56ZM71 102H70V104H71ZM89 102H90V101H88V103H86L88 106H89V104H90ZM99 102H100V101H99ZM101 102H102V101H101ZM105 102H104V103H105ZM107 102H108V101H107ZM14 103H15V102H14ZM47 103H48V102H47ZM83 103L85 104V102H82V106H83ZM92 103H93V102H92ZM104 103H103V104H104ZM171 103H172V102H171ZM2 104H4V103H2ZM5 104H6V103H5ZM16 104H17V103H16ZM23 104H24V103H23ZM26 104H27V103H26ZM56 104H58V103H56ZM68 104H69V102H68ZM86 104H85V105H86ZM95 104H96V102H95ZM132 104H133V103H132ZM175 104H176V103H174V105H175ZM177 104H178V103H177ZM17 105H18V104H17ZM21 105H22V104H21ZM27 105H29V104H27ZM90 105H91V104H90ZM98 105L100 106L101 104H100V103H97V106H98ZM107 105H108V104H106V106H104V107L108 108ZM109 105H110V104H109ZM142 105H143V104H142ZM174 105H172V107H174V109H176V107H177L178 105H176V107H175ZM0 106H2V105L0 104ZM3 106H4V105H3ZM3 106H2V107H3ZM15 106H16V105H15ZM15 106H13V107H15ZM19 106H20V104H19ZM25 106H26V105H25ZM64 106H65V105H64ZM66 106H67V105H66ZM69 106H70V105H69ZM92 106H93V104L91 105V108H92ZM140 106H141V105H140ZM140 106H139L138 108H140ZM169 106H170V105H169ZM2 107H1V108H2ZM27 107H28V106H27ZM58 107H59V106H58ZM60 107H61V106H60ZM83 107H87V106H83ZM94 107H96V106H94ZM100 107H101V108H104L102 105H101ZM100 107H99V108H100ZM128 107H129V106H128ZM130 107H131V106H130ZM133 107H134V106H133ZM1 108H0V109H1ZM15 108L18 109L17 106H16ZM23 108H24V107H23ZM23 108H22V109H23ZM28 108H29V107H28ZM32 108H34V107H32ZM66 108H67V107H66ZM87 108H89V110H91L90 107H87ZM87 108H85V111H86ZM109 108H110V106H109ZM135 108H137V107L135 106ZM142 108H144V107H142ZM170 108H171V107H170ZM24 109H25V108H24ZM63 109H64V108H63ZM83 109H84V108H83ZM83 109H81V111H82ZM130 109H131V108H130ZM140 109H141V108H140ZM171 109H172V111L174 112V109H173V108H171ZM260 109H261V108H260ZM28 110H29V109H28ZM32 110H33V109H32ZM51 110H52V109H51ZM57 110H59V108H58ZM64 110H65V109H64ZM68 110H69V109H68ZM68 110H67V111H68ZM94 110H95V111L91 110L90 112H93V113H94V112H96V111L98 110L97 112L100 113V115H101V116H100V115H99V116L102 117V118H105V117H106V119L110 118L108 121L111 122V124H112V121H113V120H114V121H113V124H116V122L118 121V122H117V126H118L117 128H119V126L125 121V119H124L125 117H123V116L126 115V114H123V116H122V115H121V116H122V118H123L124 121H123L120 125H118V123H120V121H121L122 119H121L120 115H119V118H120V119H119L118 117L116 118V117H115V114L117 115V113H115V111H114L113 109H111V108H110V109H106V110L103 109V110H105V111H102V109H101L100 112H99L100 109H98V108H97V110H96V109H94ZM128 110H129V109H128ZM138 110H139V109H138ZM168 110H169V109H168ZM263 110H264V109H263ZM52 111H54V109H53ZM59 111L62 112V108H61V110H59ZM65 111H66V110H65ZM67 111H66V112H67ZM83 111H84V110H83ZM83 111H82V112H83ZM85 111H84V114H85ZM87 111H88V109H87ZM106 111H107V112H106ZM129 111H133V112H134V110H129ZM129 111H128V112H129ZM136 111H137V109H135V112H136ZM141 111H142V109H141ZM172 111L170 110L169 113L173 114V115H171V116H174V113H173ZM10 112H11V113H10ZM18 112H19V111H18ZM30 112H31V109H30ZM50 112H51V111H50ZM68 112H69V111H68ZM68 112H67V113H68ZM97 112H96V114H97ZM133 112H130V113H133ZM138 112H139V111H138ZM0 113H2V112L0 111ZM19 113H20V112H19ZM33 113H34V112H33ZM33 113H32V114H33ZM63 113H64V112H63ZM67 113H64V114L66 115ZM71 113H72V112H71ZM87 113H89V112H86L85 115H87ZM139 113L141 114V112H139ZM22 114H23V113H22ZM27 114H28V113H27ZM30 114H31V113H30ZM30 114H29V115H30ZM32 114H31V115H32ZM35 114H36V112H35ZM49 114H50V113H49ZM52 114H53V113H52ZM57 114H58V113L56 112V115H57ZM59 114H60V113H59ZM84 114H83V115H84ZM134 114H135V113H133L132 115H134ZM136 114H137V113H136ZM136 114H135V115H136ZM140 114H139V115H140ZM167 114H168V113H167ZM14 115H15V114H14ZM36 115H37V114H36ZM50 115H51V114H50ZM50 115H49V116H50ZM56 115H55V116H56ZM69 115H70V114H69ZM135 115H134V116H135ZM137 115H138V114H137ZM137 115H136L135 117H136L137 119H139L140 117L138 118ZM168 115H169V114H168ZM19 116H21V114H20ZM22 116H23V115H22ZM32 116H34V115H32ZM57 116H58V115H57ZM59 116H60V115H59ZM59 116H58V117H59ZM99 116H98V119L101 120L102 118L100 119ZM117 116H118V115H117ZM130 116H131V115H130ZM140 116H141V115H140ZM175 116H176V114H175ZM51 117H52V116H51ZM64 117H65V116H64ZM68 117H69V116H68ZM113 117H114V119L112 120L111 118H113ZM168 117H169V116H168ZM13 118H14V117H13ZM13 118H12V119H13ZM36 118H37V116H36ZM52 118H54V117H52ZM115 118H116V121H115ZM132 118H133V116H132ZM170 118H171V117H170ZM172 118H173V117H172ZM16 119H17V118H16ZM56 119H57V118H56ZM68 119H69V118H68ZM98 119H97V120H98ZM106 119H102L101 121L103 122V120L105 121ZM129 119H130V118L127 116V120H129ZM137 119H135V118H133L132 120L130 119V121L128 122V124H130V127L128 126V129L131 128V126H132L131 124L135 125V123H136V125H138V123L136 122ZM141 119H142V118H141ZM13 120H14V119H13ZM17 120H18V119H17ZM17 120H16V121H17ZM21 120H22V119H21ZM31 120H32V119H31ZM34 120H35V119H34ZM52 120H53V119H52ZM58 120H59V119H57V121H56L55 118H54V121H55L54 123H55V124H53V126L55 125L56 127H55V126H54V127L57 128V130H58V132H59L60 129H58V127H60V128L63 127V125H62L63 123H60L61 121H60V120L58 121ZM62 120H63V119H62ZM69 120H70V119H69ZM127 120H126V121H127ZM142 120H143V119H142ZM146 120H147V119H146ZM169 120H170V119H169ZM169 120H167V121H169ZM106 121H107V120H106ZM108 121H107V122H108ZM138 121H139V120H138ZM150 121H151V120H150ZM171 121H172V119H171ZM171 121H169V122H171ZM173 121H174V120H173ZM11 122H12V121H11ZM17 122H18V121H17ZM29 122H30V121H29ZM33 122H34V121H33ZM35 122H36V121H35ZM35 122H34V123H35ZM48 122H49V120H48ZM50 122H51V121H50ZM62 122H63V121H62ZM95 122H96V121H95ZM102 122H101V124H102ZM114 122H115V123H114ZM142 122H145L144 124H146V121H142ZM42 123H43V122H42ZM97 123H100V121L97 122ZM126 123H127V122H126ZM126 123L124 122L125 125H126ZM139 123H140V122H139ZM151 123H152V121H151ZM14 124H15V123H14ZM30 124H31V123H30ZM35 124H36V123H35ZM67 124H68V123H67ZM70 124H71V123H70ZM104 124H105V123H104ZM149 124H150V123H149ZM156 124H157V123H156ZM171 124H172V123H171ZM12 125H13V124H12ZM40 125H41V124H40ZM43 125H45V124H43ZM47 125H48V124H47ZM47 125H45V126H47ZM51 125H52V124H51ZM51 125H50V127H52ZM97 125H98V127H97L96 129L100 128L99 124H96V126H97ZM125 125H122V126H125ZM157 125H158V124H157ZM157 125H156V126H157ZM172 125H173V124H172ZM175 125H176V124H174V126H175ZM18 126H19V125H18ZM29 126H30V125H29ZM41 126H42V125H41ZM65 126H66V125H65ZM70 126H71V125H70ZM96 126H95V127H96ZM102 126H103V125H102ZM109 126H111V125H109ZM109 126H108V128H109ZM114 126H115V125H114ZM143 126H144V125H143ZM148 126H149V125H148ZM150 126H151V124H150ZM152 126H153V125H152ZM156 126L154 125L155 128L153 127L152 129H146V130H148V131H145V130H144V132H142L143 130H140L139 132H141V134L138 133V134H140V138H141V137L143 138V136L146 134V137H147V138H146V137H145V138L149 140V138L152 136L151 134H153V133H155V134L158 133L159 135H160V133H164V132H162V129H161L163 126L160 128L161 130L157 128V127H160V126H157V127H156ZM39 127H40V126H39ZM54 127H53V128H54ZM120 127H121V126H120ZM132 127H133V126H132ZM134 127H135V128H134L135 130H138V129H136L137 126H134ZM141 127H142V123H141ZM141 127H140V128H141ZM177 127H179V126H177ZM1 128H0V129H1ZM11 128H12V129H11ZM19 128H20V127H19ZM19 128H18V129H19ZM45 128H47V127H45ZM64 128H65V127H64ZM64 128H63V130H64ZM68 128H70V127H68ZM108 128H107V130H108V131H111V132H112V131L114 132V130H115V129H113V128H112L113 130H109ZM115 128H116V126H115ZM121 128H124V127H121ZM125 128H126V127H125ZM144 128H146V127H144ZM150 128H151V127H150ZM174 128H175V130H176V126H175ZM179 128H180V127H179ZM42 129H43V128H42ZM94 129H95V128H94ZM103 129H104V128H103ZM105 129H106V128H105ZM132 129H133V128H132ZM132 129H131V132H133V137H134V134H136V133H134V130L132 131ZM25 130H26V129H25ZM32 130L34 131L33 128H32ZM45 130H46V129H45ZM52 130H53V129H52ZM55 130H56V129H55ZM57 130H56V131H57ZM61 130H62V129H61ZM67 130H68V129H67ZM99 130H100V129H99ZM116 130H117V129H116ZM119 130H120V128H119ZM119 130H117V132H118ZM121 130H122V129H121ZM22 131H23V130H22ZM33 131H32V132H33ZM40 131H41V130H40ZM40 131H38V132H40ZM46 131H47V130H46ZM46 131H45V132H46ZM50 131H51V130H50ZM68 131H69V130H68ZM101 131H102V128H101ZM128 131L130 132V129H129ZM163 131H164V130H163ZM178 131H179V129L177 128L176 132L178 133ZM62 132H66V130H65V131H62ZM115 132H116V131H115ZM135 132H136V131H135ZM172 132H174L173 135L176 134V135H175L176 137H177V135H180V133L177 134L175 131H173V129H172ZM19 133H20V132H19ZM26 133H27V132H26ZM35 133H36V132H35ZM51 133H52V132H51ZM53 133H54V132H53ZM66 133H67V132H66ZM123 133H124V131H123ZM143 133H144V134H143ZM169 133H170V130H169ZM169 133H168L167 135H169ZM55 134H56V133H55ZM59 134H60V133H59ZM59 134H58V135H59ZM62 134H63V133H62ZM62 134H60V135L62 136ZM64 134H65V133H64ZM64 134H63V135H64ZM116 134H117V133H116ZM125 134H127V133H125ZM131 134H132V133H131ZM155 134H154V136H155ZM171 134H172V133H171ZM9 135H10V134H9ZM12 135L14 136V134H12ZM25 135H26V134H25ZM34 135H35V134H34ZM42 135H43V134H42ZM44 135H45V134H44ZM46 135H47V134H46ZM147 135H148V136H147ZM149 135H150V137H149ZM173 135H171L170 137H172ZM23 136H24V135H23ZM26 136H27V135H26ZM29 136H30V135H29ZM38 136H39V135H38ZM40 136H41V135H40ZM40 136H39V137H40ZM56 136H57V135H56ZM160 136H161V135H160ZM162 136H163V135H162ZM180 136L182 137L183 135H180ZM180 136H179V137H180ZM5 137H6V135H5ZM27 137H28V136H27ZM31 137H32V136H31ZM31 137H30V138H31ZM39 137H38V138H39ZM49 137H50V136H49ZM58 137H59V136H58ZM136 137H137V139H139V135H137ZM136 137H135V138H136ZM179 137H178V138H179ZM181 137H180V138H181ZM183 137H184V136H183ZM183 137H182V138H183ZM6 138H7V137H6ZM6 138H5V139H6ZM11 138H12V137H11ZM11 138H10V139H11ZM18 138H19V137H18ZM25 138H26V137H25ZM34 138H35V137H34ZM145 138H144V139H145ZM156 138H157V135L155 136V139H156ZM162 138H163V137H162ZM182 138H181V139H177V140H175V139L172 140L175 146H174L172 143L169 144V142L167 143V142H164V141H160V140H161V137H160V139L158 138V139H157V143H158V140H159V141H160V143L158 144L159 146H157V150H156V151H155V149H154L155 154L158 155L157 157H155V155L153 156V154H152V153H153V150H148V151H147V149H149L148 147H147V149L145 148L146 150H145V149H144V150L147 151V152H149V153H148V154H149V158H150L151 156H153V157H155V160H156V158H158V157L161 158V157H165V156L167 157V156H169V158H170V156H171V157H174V160H173L172 162L168 160L169 158H168V159H167V158H162V159H163V160L167 159V160H165V161H167V162H168V161L171 162V165H172V163H175L174 161H176V162L178 161L179 163H181V162L184 160L183 156L186 155V151H187V150L185 149V150H186V151H184L185 155H182L183 152H181V149L179 150V148H180L181 146L183 147V146L185 145V144H184L185 141H183ZM0 139H1V138H0ZM5 139H4V140H5ZM39 139H40V138H39ZM45 139H46V138H45ZM49 139H50V138H49ZM49 139H48V140H49ZM53 139H54V137H53ZM53 139H52V140H53ZM56 139H57V138H56ZM146 139H145V141H147ZM151 139H152V138H151ZM151 139H150V140H151ZM155 139H152V140H155ZM167 139H168V138H167ZM172 139H173V137H172ZM12 140H13V138H12ZM15 140H16V139H15ZM140 140H142V139H140ZM169 140H170V139H169ZM169 140H168V141H169ZM6 141H7V140H6ZM8 141H9V139H8ZM143 141H144V140H143ZM145 141H144V142H145ZM170 141H171V140H170ZM4 142H5V141H4ZM16 142H17V141H16ZM136 142H137V141H136ZM138 142H139V141H138ZM138 142H137V143H138ZM144 142L141 141L140 143H142V144L144 145ZM147 142H149V141H147ZM147 142H145V143H147ZM255 142H256V141H255ZM255 142H252V143H255ZM52 143H53V141H52ZM157 143H156V144H157ZM166 143H167V144H166ZM186 143H189V142H186ZM0 144H2V143L0 142ZM8 144H9V143H8ZM20 144H21V143H20ZM20 144H18V145H20ZM138 144H139V143H138ZM156 144H155V145H156ZM168 144H169V145H168ZM258 144H259V145H257V143L255 144V145L257 146V148L260 147V145H261L259 142H258ZM6 145H7V143H6ZM143 145H142V146H143ZM151 145H152V143L150 144V146H151ZM155 145H154V146H155ZM171 145H172V146H171ZM187 145H188V144H186V146H187ZM250 145H251V144H250ZM262 145H263V143H262ZM2 146L4 147V145H2ZM2 146L0 145V149H1ZM13 146H14V145H13ZM21 146H22V145H21ZM105 146H106V145H105ZM146 146H147V145H146ZM152 146H153V145H152ZM173 146H174V147H173ZM200 146L203 147V145H200ZM256 146H255V147H256ZM14 147H15V146H14ZM22 147H23V146H22ZM22 147H21V148H22ZM106 147H107V146H106ZM109 147H110V146H109ZM144 147H145V145H144ZM191 147H194V146H191ZM196 147H197V146H196ZM253 147H254V145H252L251 148L253 149ZM21 148H20V149H21ZM142 148H143V147H142ZM154 148H155V147H154ZM177 148H178V149H177ZM183 148H184V147H183ZM204 148H205V147H204ZM247 148H249V146H248ZM260 148H261V147H260ZM262 148L264 149V147H262ZM4 149H6V148L4 147ZM12 149H13V148H12ZM187 149L190 150L189 148H187ZM193 149H194V148H193ZM193 149H192V150H193ZM195 149H197V148H195ZM252 149H250V150H252ZM254 149L256 150V148H254ZM13 150H14V149H13ZM158 150H159V151H158ZM202 150H204V149H202ZM261 150H262V149H261ZM261 150H260V151H261ZM14 151H15V150H14ZM16 151H17V150H16ZM19 151H20V150H18L17 152H19ZM21 151H22V150H21ZM49 151H50V150H49ZM150 151H151L152 153H150ZM157 151H158V152H157ZM182 151H183V149H182ZM200 151H201V150H199V152H200ZM204 151L206 152V149H205ZM247 151H248V149H247ZM247 151H246V152H247ZM252 151H253V150H252ZM260 151H259V152H260ZM8 152H9V151H8ZM11 152H12V151H11ZM67 152H68V151H67ZM142 152H143V151H142ZM147 152H145L146 155H147ZM190 152H191V151H190ZM192 152H193V151H192ZM195 152H196V151H195ZM197 152H198V150H197ZM197 152H196V153H197ZM205 152H204V153H205ZM248 152H250V151H248ZM259 152H258V153H259ZM262 152H263V151H262ZM4 153H5V152H4ZM70 153H71V152H70ZM143 153H144V152H143ZM145 153H144V154H145ZM196 153H195V154H196ZM204 153H203V154H204ZM254 153H257V152H254ZM254 153H250V154H254ZM9 154H10V153H9ZM15 154H16V153H15ZM20 154H21V153H20ZM49 154L54 155V154H52V153H49ZM57 154H58V153H57ZM188 154H189V153H188ZM197 154H198V153H197ZM245 154H246V153H245ZM248 154H249V153H248ZM260 154H261V153H260ZM260 154H259V155H260ZM0 155H1V154H0ZM11 155H12V154H11ZM11 155H10V156H11ZM17 155H18V154H17ZM37 155H38V154H37ZM44 155H45V154H44ZM70 155H71V154H70ZM113 155H114V154H113ZM191 155H192V153H191ZM191 155H189V156H191ZM193 155H194V154H193ZM246 155H247V154H246ZM246 155H245V156H246ZM261 155H262V154H261ZM263 155H264V154H263ZM21 156H22V155H21ZM45 156H46V155H45ZM48 156H50V155H48ZM60 156H61V155H60ZM189 156H188V157H189ZM203 156H204V155H203ZM211 156H212V155H211ZM255 156H257V155L255 154ZM5 157H6V156H5ZM17 157H18V156H17ZM19 157H20V156H19ZM51 157H52V156H51ZM57 157H58V156H57ZM66 157H67V155H66ZM69 157H70V156H69ZM69 157H68V160H66L67 158H65L64 160L69 161ZM111 157H112V156H111ZM177 157H178V158H177ZM179 157H181V158H180V159H181V162H180V160H177V159H179ZM250 157H251V156H250ZM252 157H253V155H252ZM260 157H261V156H260ZM2 158H3V157H2ZM7 158H8V156H7ZM39 158H41V157H39ZM39 158H38V159H39ZM61 158H62V156H61ZM72 158H73V157H72ZM108 158H109V157H108ZM115 158H116V156H115ZM117 158H118V157H117ZM117 158H116V159H117ZM146 158H147V157H146ZM146 158H145V159H146ZM160 158H158V159H160ZM175 158H176V160H175ZM182 158H183V160H182ZM194 158H196V157L193 156V159H190V158H189V159H190V160H196V159H197V158H196V159H194ZM199 158H200V157H199ZM10 159H11V158H10ZM10 159H9V160H10ZM15 159H16V158H15ZM36 159H37V158H36ZM36 159H35V160H36ZM38 159H37V160H38ZM45 159H46V158H45ZM47 159H48V158H47ZM53 159H54V158H53ZM150 159H151V158H150ZM152 159H153V158H152ZM2 160H3V159H2ZM6 160H7V159H5V161H6ZM57 160H58V159H57ZM70 160H71V159H70ZM117 160H118V159H117ZM160 160H161V159H160ZM170 160H172V159L170 158ZM49 161H50V160H49ZM61 161H62V160H61ZM151 161H152V160H151ZM0 162H1V161H0ZM8 162H9V161H8ZM12 162H13V159H12ZM36 162H37V161H36ZM38 162H39V161H38ZM53 162H54V161H53ZM55 162H56V161H55ZM55 162H54V165H55ZM59 162H60V161H59ZM59 162H58V163H59ZM64 162H65V161H64ZM70 162H71V161H69L68 163H70ZM110 162H111V161H110ZM114 162H115V161H114ZM147 162H149V161H147ZM156 162H158V160H157ZM159 162L162 163V160L159 161ZM167 162H166V163H167ZM194 162H196V161H194ZM49 163H50V162H49ZM49 163H45V165H46V166L48 165V167H49ZM51 163H52V162H51ZM118 163H119V162H118ZM118 163H117V164H118ZM153 163H154V159H153ZM1 164H2V163H1ZM5 164H6V163H5ZM5 164H4V165H5ZM7 164H8V163H7ZM36 164H37V163H36ZM52 164H53V163H52ZM56 164H57V163H56ZM73 164H74V163H73ZM111 164H112V163H111ZM117 164H116V166H117ZM175 164H177V165H176V169H177V166L179 167V164H178V163H175ZM9 165H10V164H9ZM43 165H44V164H43ZM60 165H61V164H60ZM65 165H66V164H65ZM68 165H69V164H68ZM70 165H71V163H70ZM78 165H81V163L78 164ZM114 165H115V164H113V166H114ZM168 165H169V164H168ZM168 165H167V167H168ZM171 165H170V166H171ZM46 166H44V167H46ZM170 166H169V167H170ZM0 167H1V165H0ZM4 167H5V166H4ZM10 167H11V166H10ZM50 167H51V166H50ZM52 167H54V166L52 165ZM57 167H59V165H58ZM72 167H73V165H72ZM114 167H115V166H114ZM114 167H112L113 170H114ZM118 167H119V166H118ZM118 167H117V169H118ZM169 167H168V168H169ZM171 167H172V168H170V170H168V171H169V172L171 171L172 173H174V171H172V170H176V169H174V168H175V165L173 164V166H171ZM173 167H174V168H173ZM199 167H200V166H199ZM5 168H6V167H5ZM38 168H39V167H38ZM38 168H37V169H38ZM40 168H41V167H40ZM168 168H167V169H168ZM195 168H196V165H195ZM209 168H210V167H209ZM211 168H213V167H211ZM7 169H8V168H6V170H7ZM11 169H13V168H11ZM41 169H42V168H41ZM43 169H44V168H43ZM45 169H46V168H45ZM61 169H62V168H61V166H60V170H61ZM115 169H116V168H115ZM117 169H116V170H117ZM167 169H166V171H167ZM181 169H182V168H181ZM207 169H208V168H207ZM1 170H3L2 167H1ZM14 170H15V169H14ZM48 170H49V169H48ZM48 170H47V171H48ZM55 170H56V168H55ZM57 170H58V169H57ZM159 170H160V169H159ZM179 170H180V168H178V171H179ZM184 170H185V168H184ZM184 170H183V171H184ZM208 170H209V169H208ZM210 170H212V169H210ZM17 171H18V169H17ZM62 171H63V170H62ZM117 171H118V170H117ZM178 171H175V172H177L176 174L180 173V172H178ZM180 171L182 172V170H180ZM205 171H206V168H205ZM4 172H5V171H4ZM58 172H60V171H58ZM158 172H159V171H158ZM160 172H161V171H160ZM162 172H163V175H164V172H165V171H162ZM169 172H168V173H169ZM200 172H201V171H200ZM207 172H208V171H207ZM212 172H214V171H212ZM215 172H216V174H217V170H215ZM2 173H3V171H2ZM8 173H9V172H8ZM19 173H20V172H19ZM40 173H42V172H40ZM45 173H46V172H45ZM49 173H50V172H49ZM53 173H54V172H53ZM55 173H56V172H55ZM61 173H62V172H61ZM63 173H64V172H63ZM114 173H117V172L115 171V172H113V174H114ZM172 173L169 174L170 176H168V178L166 177V179H165L164 177H161L162 179L167 180V181H164V182H165V183H164V182L161 180L164 184L159 183V185L161 184L160 186L157 185L158 183L155 181V182H156V186H157V187L159 186V188L157 189L156 186H153L154 188H152V189L155 190V187H156L157 192H156V190H155L154 192H155V195L158 193V194H157L158 197H156L157 195H156V196L154 195V196H155L157 199L160 198V201L156 202V199H153V201L155 200V202H152V201H151L152 199L150 198L151 200L149 199V202H148V201L146 200V199H148L147 196L144 195V196L146 197L145 200H146L147 204L143 205V203H145V202H143V203L140 204L141 207H140V206H138V207H139V209L142 208V207H144V210H145V209H146V210L148 209V210H150V212L152 211V212H155V213H156V211H158V210L161 211L160 209H165V208L169 209V208L171 207V209H173L174 212H173L172 210H169V211H172V212H170L169 214L172 213V215H173V213H174V215H175V217H176V220H177V221H176V220H174V221H176L177 223L174 222V221H171V222H170V221H169L170 218H169V220L165 219V218H164V215H165V214L162 215V216H163V217H162V216L160 215V214L162 213V211H161V212H157V213H158V217H154V216H152L153 219H150V221H148V220H149V219H147L148 217H146V218L144 217V218H143V216H144V215L146 216V215L149 214V213H147L146 211H144L143 208L140 209L139 212L142 214L143 212H141V210L144 211V215H143V214L140 215V213L138 212V216H137L136 213H134L138 218H139V215H140V218H139L140 220L137 221V223H138V222L140 223V221L142 222L143 220L145 221V219H147L146 222H144V223H140L141 225H140L139 223H138V224L136 223L137 226L135 225V227H140V228H135V229H136V232H138L137 230H139V231L141 230V231H140V232H141V235H142V236L140 235V236H141V239H142V237H143V241H142V244H141V245H143V247H145V246L147 247L148 245L151 246L152 241L155 240L154 242H157V241H158L157 244H159V243L162 244V248H163V249L166 248V247L169 248L168 241H165L167 238L164 239V238H165L164 236H163V238H162V236H161V237H160V236H159V237L157 236L158 233L160 234V232H159V231H160V228L158 229V227H157L158 231L155 230L156 232L154 231V229H156V226H159V225H161V226H162L163 228H165V229L170 228V230H171V229L173 228V229L171 230V232L173 231L172 234H171V233L169 232V230H168V232L170 233L169 235H171L172 238L174 239V240L171 241V242L169 241V243H172V242L174 243V246L172 245V246L174 247V249H173V247H171V248L173 249V250H171V251H172L171 253H174L173 251H176V254H174V255L172 254L171 256H176V257H177V256H180V254L182 253V252L180 253V251H181L182 249L180 250V247H178V245H179V243L181 244V243L184 242V243H185V246H187V248H189V250H190L189 253H190V254L187 253L189 250H188L184 245H181V247L183 246V247H185V249H187V250H186L187 252H185V249H184L183 251L185 252V254H189L190 258L192 259V260H191V264H192V263H194V264H203V263H205V264H210L209 261L211 262V261H212V258H214V257H213V254L211 255L209 252H207V251L209 250L208 248H207V251L204 249V248H206V247L203 246L204 243L202 244V246L204 247V248H203V247L200 246L199 242H197V241H199V240H196V239H193V238H192V239H189V238H188L189 240H187V242H185V240H186L185 238L188 237L189 234L192 233L191 231H193V230H192L193 227H196V225H197L196 228H198V224H200V223L203 225V223L207 220V219H205V218H208V219H209V217L211 218V217L215 216V213H216V212H218V213H216V214H217V215H216L217 217H218V214H219V213H220L219 215L225 213V211H224L223 209H222V210H223L224 212L220 211V210H221V209H220L221 206L217 204V203H219V202H218V201H216L217 203L215 202V200H217V198L215 199V197H217V196L219 197V196H220V195L217 194V192H219V191H220L219 189H221V188L224 187V186H222V185L220 184V185L222 186V187L220 188L219 185L216 184V185H217V188L219 187V189L215 188L216 186L214 187V185H212V184H214V183H213V182L211 183V180L208 179V180H209V181H208V180L205 179V176H204V175H205L206 172L204 173V175H202V176L200 175V174L203 173V171H202V173H200V174L197 173V172H194V173H196L195 176H196V181H197V183H196V184H195V182L193 183V181H195V180L192 179V180H193L192 183L194 184V185L191 184L192 187H191V185H190V186H186V185H184V183H183L184 180H183V181L180 180V179H183V178H181V177H183L182 175H181V177H180V176H177L176 174H173V175H172ZM194 173H193V174H194ZM208 173H209V172H208ZM208 173H207V174H208ZM3 174H4V173H3ZM3 174H2V175H3ZM5 174H7V173H5ZM43 174H44V173H43ZM51 174H52V172H51ZM64 174H65V173H64ZM64 174H62V175H64ZM67 174H68V173H67ZM158 174H160V173H158ZM180 174H181V173H180ZM180 174H178V175H180ZM11 175H13V174L11 173ZM18 175H19V174H18ZM36 175H38V174H36ZM40 175H41V174H40ZM46 175H47V174H46ZM62 175H61V176H62ZM68 175L70 176L71 173H69ZM114 175H115V174H114ZM116 175L119 176V174H116ZM116 175H115V176H116ZM166 175H167V173H166L164 176H166ZM212 175H214V174H212ZM212 175H209V176H212ZM3 176H4V175H3ZM3 176H2V177H3ZM33 176H34V175H33ZM42 176H43V175H42ZM51 176H52V175H50V177H51ZM59 176H60V173L57 174V177H56V176H55V177L58 178ZM64 176H66V175H64ZM64 176H63V178H64ZM69 176H67V177H69ZM190 176H191V174H190ZM203 176H204V177H203ZM207 176H208V175H207ZM214 176H215V175H214ZM6 177H7V175H6ZM9 177H10V176H9ZM9 177H8V178H9ZM14 177H15V176H14ZM52 177H53V176H52ZM179 177H180V179H179ZM191 177H192V176H191ZM193 177H194V175H193ZM193 177H192V178H193ZM217 177H219V175H218ZM3 178H4V177H3ZM36 178H37V176H36ZM38 178H39V177H38ZM38 178H37V179H38ZM42 178H44V177H42ZM61 178H62V177H61ZM72 178H73V177H72ZM72 178L69 177V179H71L70 181L73 180ZM74 178H76V177H74ZM88 178H89V177H88ZM117 178L120 179L119 177H117ZM161 178H160V179H161ZM194 178H195V177H194ZM203 178H204V179H203ZM208 178H209V177H208ZM210 178H211V177H210ZM215 178H216V177H215ZM215 178H214V179H215ZM12 179H13V178H12ZM44 179H45V178H44ZM44 179H43V180H44ZM51 179H52V178H51ZM64 179H66V178H64ZM64 179H62V180H64ZM67 179H68V178H67ZM76 179H78V178H76ZM13 180H14V179H13ZM13 180H12V181H13ZM39 180H40V179H39ZM46 180H48V179H46ZM49 180H50V179H49ZM62 180L58 179V181L56 180V182H58V183L60 182V184H61ZM116 180H117V179H116ZM120 180H121V179H120ZM120 180H119V182H121ZM218 180H220V178H219ZM2 181H3V180H2ZM8 181H9V180H8ZM50 181H51V180H50ZM64 181H66V180H64ZM70 181L67 180V182H70ZM74 181H75V180H74ZM78 181H79V180H78ZM81 181H82V180H81ZM87 181H88V179H87ZM90 181H92V179H91ZM112 181H113V180H112ZM117 181H118V180H117ZM158 181H159V180H158ZM216 181H217V180H216ZM223 181H224V180H223ZM4 182H5V181H4ZM41 182L44 184L43 181H41ZM53 182H54V181H53ZM67 182H66V183H67ZM105 182H106V181H105ZM159 182H160V181H159ZM218 182H219V181H218ZM218 182H216V183H218ZM1 183L3 184V182H1ZM6 183H7V182H6ZM39 183H40V182H39ZM54 183H55V182H54ZM62 183H63V182H62ZM70 183H71V182H70ZM72 183H74V186H73V187H74V189H75V188L77 187V186H75V184L77 185V183H75V182H73V181H72ZM107 183H108V181H107ZM109 183H110V182H109ZM113 183H115V182L113 181ZM113 183H112V184H113ZM116 183H117V182H116ZM153 183H154V182H153ZM220 183H222V181H221ZM225 183H226V182H225ZM225 183H222V184L225 185ZM9 184H10V182H9ZM12 184H13V183H12ZM37 184H38V183H37ZM46 184H47V182H46ZM50 184H51V183H50ZM78 184L81 185V182L79 181ZM90 184H91V183H90ZM122 184H123V183H122ZM122 184H121V185L119 184V185L122 186ZM10 185H11V184H10ZM52 185H54V184H52ZM63 185H64V184H63ZM63 185H62V186L60 185L61 188H63ZM65 185L67 186V187L64 186L65 188H67V189L64 188L65 190L72 189V186H69L70 184H69V185H68V184H65ZM71 185H72V184H71ZM79 185H78V188H79ZM116 185H117V184H116ZM125 185H126V184H125ZM130 185H131V184H130ZM33 186H34V185H33ZM43 186H44V185H43ZM50 186H51V185H50ZM54 186H55V185H54ZM56 186L58 187V185H56ZM60 186H59V187H60ZM68 186H69V187H68ZM82 186H83V185H82ZM111 186H112V185H111ZM133 186H134V185H133ZM150 186H151V185H150ZM35 187H36V186H35ZM38 187H39V185H38ZM44 187H45V186H44ZM59 187H58V191H59ZM93 187L95 188V186H93ZM115 187H116V186H115ZM118 187H119V186H118ZM118 187H116V188L119 190L120 188H118ZM129 187H130V186H129ZM189 187H190V188H189ZM36 188H37V187H36ZM41 188H42V187H41ZM41 188H40V189H41ZM45 188L47 189V187H45ZM45 188H44V189H45ZM87 188H88V187H87ZM112 188H113V187H112ZM116 188H115V189H116ZM121 188H122V187H121ZM130 188H131V187H130ZM133 188H135V187H133ZM4 189H5V187H4ZM48 189H49V187H48ZM52 189H54V188H52ZM55 189H56V188H55ZM76 189H77V188H76ZM76 189H75V190H76ZM79 189H80V188H79ZM83 189H86V188H83ZM88 189H89V188H88ZM106 189H107V188H106ZM117 189H116V190H117ZM131 189H132V188H131ZM136 189H137V187H136ZM138 189H139V188H138ZM147 189H148V188H147ZM225 189H226V188H225ZM56 190H57V189H56ZM56 190H53V192L56 193V196H57V198H58L59 200H62V199H63V201H64V199H66L68 196L70 197V194H67L69 191H67V193H66V191L62 189V190H60L61 192H60V191H59V192H60L61 194L63 193L65 196H66V195H68V196L65 198V196H63V194H62V197H63V198L61 199V196L58 197V195H59L60 193H57L58 191L56 192ZM89 190H90V189H89ZM91 190H92V189H91ZM97 190H98V188H97ZM112 190H113V189H112ZM227 190H229V189H227ZM233 190L235 191L236 189H233ZM1 191H3V190H1ZM38 191H39V188H38ZM42 191H45V190H42ZM47 191H48V190H47ZM47 191H45V192L47 193ZM72 191L74 192V190H72ZM72 191L70 190V192H72ZM85 191H86V190H85ZM93 191H94V190H93ZM107 191H108V190H107ZM109 191H111V190H109ZM120 191H121V189L119 190V192H120ZM131 191H133V190H131ZM135 191H136V190H135ZM150 191L152 192L151 189H150ZM234 191H233V192H234ZM236 191H238V190H236ZM49 192H50V191H49ZM76 192L78 193V191H76ZM76 192H75V193H76ZM91 192H92V191H91ZM137 192H138V191H137ZM140 192H141V190L139 191V193H140ZM148 192H149V191H148ZM151 192H150V193H151ZM154 192H153V193H154ZM226 192H227L226 194H225V191H224V193H223V192H222V189H221V191H220V193H221L223 196H225V195H227V194L229 195L228 191H226ZM229 192H230V191H229ZM46 193H45V194H46ZM55 193H54V195H55ZM95 193H96V190H95ZM116 193H117V192H116ZM141 193H142V192H141ZM220 193H219V194H220ZM239 193H240V192H239ZM241 193H242V192H241ZM1 194H2V193H1ZM48 194H49V193H48ZM57 194H58V195H57ZM61 194H60V195H61ZM89 194H90V193H89ZM129 194H130V193H129ZM151 194H152V193H151ZM224 194H225V195H224ZM236 194H237V193H236ZM3 195H4V194H3ZM50 195H51V192H50ZM71 195H73V194L71 193ZM80 195H81V194H80ZM83 195H84V194H83ZM130 195H131V194H130ZM135 195H136V194H135ZM142 195H143V194H142ZM228 195H227L226 197H229V196H230V195H229V196H228ZM234 195H235V192H234ZM239 195H240V194H239ZM243 195H244V194H243ZM47 196H48V195H46V197H47ZM85 196H86V195H85ZM85 196H83V197H85ZM92 196H93V195H92ZM98 196H99V195H98ZM114 196L116 197L115 194H114ZM117 196H118V195H117ZM128 196H129V195H128ZM136 196H137V195H136ZM223 196H221V197L223 198ZM245 196H246V195H245ZM15 197H16V196H15ZM52 197H54V196H52ZM77 197H78V195H77ZM77 197H76V198H77ZM87 197H88V195H87ZM115 197H114V198H115ZM118 197H119V196H118ZM118 197H117V198H118ZM131 197H132V195H131ZM139 197H140V196H139ZM48 198H49V197H48ZM55 198H56V197H55ZM88 198H89V197H88ZM98 198H100V197H98ZM119 198H120V197H119ZM132 198H133V197H132ZM137 198H138V197H137ZM153 198H154V197H153ZM229 198H230V197H229ZM235 198H237V196H236ZM239 198H240V197H239ZM241 198H243V197H241ZM247 198H248V197H247ZM249 198H250V196H249ZM252 198H253V197H252ZM252 198H251V199H252ZM68 199H69V198H68ZM85 199H86V198H85ZM101 199H102V198H100V200H101ZM127 199H128V198H127ZM129 199H130V198H129ZM133 199H134V198H133ZM141 199H142V197H141ZM218 199H219V198H218ZM223 199H224V198H223ZM230 199H231V198H230ZM253 199H254V198H253ZM3 200H4V199H3ZM3 200H2V201H3ZM80 200H81V199H80ZM90 200H91V199H90ZM96 200H98V199L96 198ZM96 200H95V201H96ZM112 200H113V198H112ZM125 200H126V199H125ZM137 200H139V199H137ZM143 200H144V199H143ZM158 200H159V199H158ZM224 200H225V199H224ZM226 200H228V199L226 198ZM226 200H225V201H226ZM2 201H0V202H2ZM54 201H56V200H54ZM70 201H71V200H70ZM75 201H76V200H75ZM87 201H88V200H87ZM98 201H99V200H98ZM102 201L104 202V200H102ZM108 201H109V200H108ZM119 201H120L119 203H120V205H121L122 202H121V200H119ZM126 201H127V200H126ZM126 201L123 202L125 205H122V206H124V207L121 206V207H122L121 209H123V208H124V209L128 208V211H129V207H126V208H125V206H126V205H127V206H130V205L126 204V203H129L130 200H129L128 202H126ZM132 201H135V200H131V202H130V204L133 206V204H134L135 202L132 203ZM150 201H151V202H150ZM220 201H221V198H220ZM242 201H243V200H242ZM244 201H245V200H244ZM247 201H248V200H247ZM247 201H246V202H247ZM51 202H52V201H51ZM56 202H57V201H56ZM64 202H65V201H64ZM68 202H69V201H68ZM73 202H74V201H73ZM79 202H80V201H79ZM79 202H78V203H79ZM85 202H86V200H85ZM85 202H84V204H85ZM93 202H94V201H93ZM103 202H102V204H103ZM125 202H126V203H125ZM141 202H142V201H141ZM221 202H222V201H221ZM246 202H245V203H246ZM253 202H257V203H258L259 201H258V199H257V200H255V201L253 200ZM2 203H3V202H2ZM52 203H53V202H52ZM62 203H63V202H62ZM70 203H71V202H70ZM74 203H75V202H74ZM74 203H73V204H74ZM96 203H97V202H96ZM119 203H118V201L116 202V204H119ZM123 203H122V204H123ZM136 203H137V205H138L139 201L136 202ZM136 203H135V205H134L135 207H136ZM224 203H225V202H224ZM257 203H256V204H257ZM261 203H263V202L261 201ZM261 203H260V204H261ZM4 204H6V203H4ZM11 204H12V203H11ZM55 204H56V203H55ZM66 204H67V203H66ZM84 204H83V205H84ZM88 204H89V202H88ZM92 204H93V203H92ZM92 204H91V205H92ZM94 204H95V203H94ZM102 204H101V205H102ZM105 204L108 205V203H104L103 205H105ZM116 204H115V205H116ZM219 204H220V203H219ZM221 204H223V203H221ZM247 204L250 205L248 202H247ZM256 204H254V205L252 204V205H253V207H254L257 211H259L260 208L258 207V209H257V208H256ZM0 205H1V204H0ZM64 205H65V204H64ZM80 205H81V204H80ZM83 205H82V206H83ZM85 205H86V204H85ZM103 205H102V206H103ZM107 205H105V206H107ZM112 205H113V204H112ZM115 205H114V206H115ZM120 205H119V206H120ZM248 205H247V206H248ZM252 205H250V206H252ZM4 206H5V205H4ZM14 206H15V205H14ZM16 206H17V205H16ZM19 206H20V205H19ZM19 206H18V207H19ZM95 206H96V205H95ZM98 206H99V205H98ZM105 206H104V207H105ZM114 206H113V207H114ZM116 206H117V205H116ZM242 206H243V205H242ZM245 206H246V204H245ZM245 206H244V207H245ZM257 206H258V204H257ZM259 206H260V205H259ZM262 206H263V205H261L260 207H262ZM7 207H8V206H7ZM7 207H6V208H7ZM56 207H57V205H56ZM64 207H65V206H64ZM68 207H69V205H68ZM77 207H78V204H77ZM80 207H81V206H80ZM89 207H90V206H89ZM91 207H93V206H91ZM96 207H97V206H96ZM100 207H101V206H100ZM104 207H102V209H104ZM109 207H110V205H108V208H109ZM111 207H112V206H111ZM111 207H110L109 209H112V210H113V208H111ZM117 207H118V206H117ZM117 207H116V208H117ZM130 207H131V206H130ZM138 207H137V209H138ZM168 207H169V208H168ZM186 207H187V208H186ZM10 208H11V206H10ZM19 208H20V207H19ZM81 208H82V207H81ZM85 208H86V207H85ZM87 208H88V207H87ZM108 208H107V209H108ZM158 208H159V209H158ZM242 208H243V207H242ZM251 208H252V207H251ZM254 208H253V209H254ZM3 209H4V208H3ZM8 209H9V208H8ZM63 209H64V208H63ZM73 209H74V208H73ZM109 209H108V211H110ZM133 209H134V208H133ZM133 209H130V211H131V212H129L130 214L133 213V212H132ZM137 209H136V210H137ZM157 209H158V210H157ZM167 209H165V210H167ZM246 209H248V208H246ZM249 209H250V208H249ZM255 209H254V210H255ZM1 210H2V209H1ZM5 210H6V209H5ZM12 210H13V209H10L11 212H12ZM16 210H18V209L16 208ZM16 210H15V211H16ZM64 210H65V209H64ZM67 210H68V208H67ZM69 210H70V208H69ZM77 210H78V209H77ZM80 210H81V209H80ZM82 210H83V209H82ZM88 210H89V209H88ZM88 210H87V211H88ZM94 210H95V209H94ZM94 210H93V211H94ZM115 210H116V209H115ZM148 210H147V211H148ZM225 210H226V209H225ZM250 210H251V209H250ZM260 210H261V209H260ZM262 210H264V209H262ZM22 211H23V210H22ZM51 211H52V210H51ZM96 211H97V210H96ZM103 211H104V210H103ZM113 211H114V210H113ZM117 211H118V209H117ZM120 211H121V210H120ZM124 211H125V210H124ZM126 211H127V210H126ZM126 211H125V212H126ZM128 211H127L126 213H128ZM242 211H243V210H242ZM244 211H246V210H244ZM247 211H249V210H247ZM20 212H21V211H20ZM20 212H19V213H20ZM76 212H78V211H76ZM98 212H99V211H98ZM101 212H102V211H101ZM118 212H119V211H118ZM135 212H136V211H135ZM145 212H146L147 214H146ZM164 212H165V211H163V213H164ZM251 212H253V211H251ZM255 212H256V211H255ZM7 213H8V212H7ZM12 213H13V212H12ZM12 213H10V214L12 215ZM14 213H15V212H14ZM23 213H24V211H23ZM48 213H49V215H50V213H51V215L54 216V219H55V214H56V213H55L54 211H52V212H48ZM78 213H80V212H78ZM81 213H82V211H81ZM89 213H90V212L86 213V211H85V213H83V214H84V215L86 214V215L89 217V216H90ZM115 213H116V212H115ZM120 213H122V212H120ZM126 213L123 212V214H126ZM157 213H156V214H157ZM159 213H160V214H159ZM209 213H210V214H209ZM211 213H214V214H211ZM226 213H227V212H226ZM226 213H225V215L228 214V218H232V216L229 217V216H230L229 213H227V214H226ZM259 213H260L259 215H261V212H259ZM263 213H264V212H263ZM1 214H2V213H1ZM1 214H0V215H1ZM5 214H6V213H5ZM24 214H26V213H24ZM58 214H59V213H58ZM91 214H92V213H91ZM98 214H99V213H98ZM116 214H117V213H116ZM166 214H168V211L166 212ZM169 214H168V215H169ZM208 214L211 215V216L206 217ZM257 214H258V213H257ZM14 215H18V214H14ZM21 215H22V214H21ZM51 215H50V216H51ZM79 215H80V214H79ZM84 215H82V220H83V217L86 216V215H85V216H84ZM118 215H119V214H118ZM118 215H117V216H118ZM135 215L132 214L133 217H134ZM152 215H153V214H152ZM212 215H213V216H212ZM225 215H223V216H225ZM1 216H2V215H1ZM3 216H4V215H3ZM23 216H24V215H23ZM45 216H46V215H45ZM56 216H57V215H56ZM106 216H107V215H106ZM108 216H109V215H108ZM113 216H114V215H113ZM126 216H128V215H126ZM136 216H135V217H136ZM141 216H142L143 220H141V219H142ZM148 216H149V215H148ZM155 216H157V215H155ZM223 216H221V217H222L221 219H223ZM5 217H6V216H5ZM7 217H8V214H7ZM9 217H10V216H9ZM12 217H13V216H12ZM21 217H22V216H21ZM57 217H59V216H57ZM79 217H80V216H79ZM118 217L123 218V217H121L120 215H119ZM137 217H136V218H137ZM173 217H174V216H173ZM173 217H171V218H173ZM15 218H16V216H15ZM86 218H87V217H86ZM86 218H85V219H86ZM89 218H90V217H89ZM89 218H88V219H89ZM112 218H115V217H112ZM130 218H131V215H130ZM149 218H150V216H149ZM154 218H157L158 220L155 219V221L153 222ZM215 218H216V217H215ZM236 218H237V217H236ZM258 218H259V217H258ZM262 218H263V217H262ZM2 219H3V217H2ZM12 219H13V218H12ZM52 219H53V218H52ZM59 219H60V218H59ZM93 219H94V218H93ZM127 219H128V218H127ZM203 219H204L205 221L202 222ZM3 220H5V219H3ZM7 220H8V219H7ZM17 220H19V219H17ZM79 220H80V218H79ZM130 220H131V219H130ZM132 220H135V219H132ZM137 220H138V219H137ZM210 220H211V219H210ZM216 220H217V219H216ZM236 220H237V219H236ZM236 220H234V221H236ZM239 220H240V218H239ZM242 220H243V219H242ZM244 220H245V219H244ZM8 221H9V220H8ZM14 221H15V219H14ZM51 221H52V220H51ZM84 221H85V220H84ZM86 221H87V220H86ZM184 221H185V222L187 221V223H184ZM211 221H212V220H211ZM218 221H219V220H218ZM223 221H224V220H223ZM223 221H222V222H223ZM230 221H231V219H230ZM240 221H241V220H240ZM257 221H260V220H257ZM261 221H262V220H261ZM3 222H4V221H3ZM6 222H7V221H6ZM18 222H19V221H18ZM18 222H17V224H18ZM82 222H83V221H82ZM82 222H81V223H82ZM128 222H130V221H128ZM169 222H170V224H173V223H176V224H174V225L171 226V225L169 224ZM208 222H209V221H206L205 223H208ZM215 222H216V221H215ZM220 222H221V221H219V223H220ZM228 222H229V220H228ZM251 222H252V221H251ZM10 223H12V222H10ZM19 223H20V222H19ZM87 223H88V221H87ZM87 223H86V224H87ZM181 223H182V224L184 223V224L188 225V226H187L188 229H189V227H191V231H190V229H189V230H188V229H185V230H184L185 236L187 235L185 238H184L183 236H181L182 233H183L182 231H183V229H184V228H183V225H184V224L182 225ZM223 223H224V222H223ZM223 223H220V224H223ZM236 223H237V221H236ZM240 223H242V222H240ZM240 223H239V224H240ZM258 223H260V222H258ZM261 223H262V222H261ZM3 224H4V223H3ZM6 224H7V223H6ZM21 224H22V223H21ZM86 224H85V225H86ZM130 224H131V223H130ZM134 224H135V223H134ZM158 224H159V225H158ZM201 224H200L199 226H201ZM210 224H211V223H210ZM237 224H238V223H237ZM244 224H245V223H244ZM256 224H257V223H256ZM256 224H255V225H256ZM8 225H9V224H8ZM12 225H13V223H12ZM23 225H24V224H23ZM132 225H133V224H131V226H132ZM155 225H156V226H155ZM169 225H170L171 227H170ZM186 225H184V226H186ZM208 225H209V223H208ZM230 225H231V224H230ZM234 225H236V224L234 223ZM248 225H249V224H248ZM9 226H10V225H9ZM167 226H169V227L167 228ZM203 226H204V225H203ZM222 226H223V225H222ZM226 226H227V225H226ZM231 226H232V225H231ZM237 226H238V225H237ZM251 226H252V225H251ZM259 226H260V225H259ZM11 227H12V226H11ZM18 227H19V226H18ZM18 227H17V228H18ZM81 227H82V226H81ZM84 227H85V226H84ZM84 227H82L81 229L83 230ZM162 227H161V230L163 229ZM187 227H185V228H187ZM223 227H224V226H223ZM228 227H230V226H228ZM232 227L234 228V226H232ZM238 227H241V225L238 226ZM243 227H244V226H243ZM247 227H248V226H247ZM257 227H258V224H257ZM7 228H10V227H7ZM25 228H26V226H25ZM29 228H30V226H29ZM31 228H32V227H31ZM132 228H134V226H133ZM132 228H131V229H132ZM196 228H195V229H196ZM225 228H226V227H225ZM233 228H231V230H232ZM255 228H256V227H255ZM255 228H253V229H255ZM11 229H12V228H11ZM19 229H20V228H19ZM27 229H28V227H27ZM128 229H129V228H128ZM195 229H194V231H195ZM198 229H199V228H198ZM227 229H228V231H229L230 228H227ZM227 229H226V230H227ZM234 229H235V228H234ZM240 229H241V228H240ZM242 229H243V228H242ZM242 229H241V230H242ZM245 229H246V228H245ZM250 229H251V228H250ZM13 230H14V225H13ZM24 230H25V229H24ZM196 230H197V229H196ZM231 230H230V231H231ZM235 230H236V229H235ZM243 230H244V229H243ZM243 230H242V231H243ZM248 230H249V229H248ZM251 230H252V229H251ZM251 230H249V232H250ZM6 231H7V230H6ZM17 231H18V230H17ZM17 231L15 230V232H17ZM29 231H30V230H29ZM87 231H88V230H87ZM133 231H134V230H133ZM180 231H181L182 233H181ZM185 231H187V232L190 231V232L187 233V232H185ZM194 231H193V232H194ZM198 231H199V230H198ZM242 231H240V232H242ZM245 231H246V230H245ZM245 231H244V232H245ZM253 231H254V230H253ZM262 231H263V230H262ZM15 232H14L13 235H15ZM26 232H27V231H26ZM34 232H35V231H34ZM127 232H128V231H127ZM140 232H138V233H140ZM163 232H165V231H163ZM166 232H167V231H166ZM166 232H165V234H166ZM240 232H239V233H240ZM3 233H4V232H3ZM9 233H10V231H9ZM19 233H20V232H19ZM85 233H86V232H85ZM133 233H134V232H133ZM156 233H157V234H156ZM173 233H174V234H173ZM180 233H181V235H180ZM186 233H187V234H186ZM236 233H238V231H237ZM242 233H243V232H242ZM10 234H11V233H10ZM17 234H18V232H17ZM28 234H29V233H28ZM81 234H82V233H81ZM123 234H124V233H123ZM128 234H129V233H128ZM130 234H132V231L130 232ZM135 234H136V233H135ZM163 234H164V233H163ZM165 234H164V235H165ZM199 234H200V233H199ZM0 235H1V234H0ZM4 235H5V234H4ZM6 235H7V234H6ZM19 235H20V234H19ZM33 235H35V234H33ZM125 235H126V234H125ZM166 235L168 236V234H166ZM192 235H195V234L192 233V234H191V237H192ZM210 235H211V234L208 235V236H209V240L212 239V238H210ZM213 235H214V234H213ZM213 235H212V237H214ZM236 235H238V234H236ZM240 235L243 236L244 234H243V235L240 234ZM246 235H248L247 231H246ZM246 235H245V236H246ZM10 236L12 237V235H10ZM84 236H85V235H84ZM122 236H123V235H122ZM127 236H128V235H127ZM133 236H134V235H133ZM136 236H137V239H136V240L138 241V240H139V239H138V235H136ZM1 237H2V236H1ZM13 237H14V236H13ZM31 237H32V236H31ZM62 237H63V235H62ZM62 237H61V238H62ZM85 237H86V236H85ZM129 237H131V236L129 235ZM129 237H128V238H129ZM194 237H195V236H194ZM197 237H198V235H197ZM199 237H200V236H199ZM204 237H205V236H204ZM204 237H203V238H204ZM206 237H207V236H206ZM17 238H18V237H17ZM33 238H34V237H33ZM61 238H60L59 241H61ZM122 238H124V236H123ZM122 238H121V239H122ZM133 238H134V237H133ZM168 238H169V237H168ZM214 238H215V237H214ZM237 238H238V236H237ZM242 238H243V237H242ZM242 238H241V239H242ZM244 238H245V237H244ZM2 239H3V238H2ZM15 239H16V238H15ZM62 239H63V238H62ZM84 239H85V238H84ZM198 239H199V238H198ZM206 239L208 240V238H206ZM9 240H10V239H9ZM11 240H13V239H11ZM11 240H10V241H11ZM27 240H30V239L28 238ZM63 240H64V239H63ZM156 240H157V241H156ZM170 240H171V239H170ZM204 240H205V238H204ZM244 240H246V238H245ZM244 240H243V241H244ZM0 241H1V240H0ZM2 241H3V240H2ZM10 241H9V243H10ZM16 241H17V240H16ZM16 241H15V242H16ZM32 241H33V240H32ZM139 241H141V240H139ZM239 241H240V240H239ZM241 241H242V240H241ZM3 242H4V241H3ZM3 242H2V243H3ZM6 242H7V241H6ZM17 242H19V240H18ZM27 242H28V241H27ZM154 242H153V244H154ZM204 242H206V240H205ZM237 242H238V241H237ZM2 243H1V244H2ZM4 243H5V242H4ZM28 243H29V242H28ZM57 243L59 244V242H57ZM60 243H61V242H60ZM140 243H141V242H140ZM177 243H178V245H177ZM186 243H187L188 245H187ZM239 243L241 244V242H239ZM11 244H12V246H13V243H11ZM20 244H21V242H20ZM67 244H68V243H67ZM105 244H106V243H105ZM138 244H139V243H138ZM155 244H156V243H155ZM160 244H159V245H160ZM175 244H176L177 246H176ZM15 245H16V244H15ZM15 245H14V246H15ZM22 245L24 246L25 244L22 243L21 246H22ZM27 245H28V244H27ZM30 245H31V243H30ZM30 245H28V246H30ZM69 245H71V244H69ZM108 245H109V244H108ZM159 245H158V246H159ZM170 245H171V244H170ZM207 245H208V243H207ZM2 246H3V245H2ZM7 246H8V245H7ZM10 246H11V245H10ZM12 246H11V248H12ZM18 246H19V245H18ZM57 246H58V245H57ZM61 246H62V245H61ZM64 246H65V245H64ZM136 246H137V244H136ZM150 246H149V248H147V250L150 249ZM16 247H17V246H16ZM120 247H121V246H120ZM120 247H119V248H120ZM131 247H132V246H131ZM138 247H139V246H138ZM156 247H157V246H156ZM160 247H161V246H160ZM177 247H178V248H177ZM183 247H182V248H183ZM58 248H59V247H58ZM62 248H64V247H62ZM71 248H72V247H70V249H71ZM73 248H74V246H73ZM104 248H105V247H104ZM108 248L110 249V247H108ZM111 248H112V247H111ZM119 248H116V249H119ZM140 248H141V247H140ZM157 248H159V247H157ZM157 248H156V249H157ZM171 248H170V249H171ZM211 248H212V247H211ZM2 249H4V248H2ZM2 249L0 248V250H2ZM6 249H7V247H6ZM14 249H15V248H14ZM19 249H20V248H19ZM22 249H23V248H22ZM28 249H29V248H28ZM95 249H96V248H95ZM106 249H107V248H105V250H106ZM113 249H114V248H113ZM113 249H112V250H113ZM124 249H125V248H124ZM141 249H142V250H146V249H143V248H141ZM152 249H153V251L156 250V249H154V248H152ZM152 249H151V250H152ZM166 249H167V248H166ZM212 249H213V248H212ZM4 250H5V249H4ZM15 250L17 251V248H16ZM25 250H26V249H25ZM30 250H31V249H30ZM32 250H34V249H32ZM59 250H60V248L58 249V251H59ZM77 250H78V249H77ZM97 250H98V249H97ZM112 250L110 249L109 251H112ZM121 250H122V249H121ZM131 250H132V248L130 249L129 252H131ZM135 250H136V249H134V251H135ZM138 250H139V249H138ZM138 250H137V251H138ZM210 250H211V249H210ZM213 250H215V249H213ZM2 251H3V250H2ZM16 251L13 252V253H16ZM19 251H20V250H19ZM64 251H65V253H66V250H64ZM70 251L72 252V250H70ZM85 251H86V250H85ZM98 251H99V250H98ZM98 251H97V252H98ZM100 251H101V250H100ZM103 251H104V250H103ZM122 251H123V250H122ZM122 251H120V250H119V251H115V253H116V252H117V253H118V252L121 253ZM127 251H128V250H127ZM132 251H133V250H132ZM163 251L166 252L165 249H164ZM163 251H162V252H163ZM216 251H217V250H216ZM222 251H223V250H222ZM256 251H257V250H256ZM0 252H1V251H0ZM4 252H5V251H4ZM28 252H30V251H28ZM55 252H56V251H55ZM78 252H79V251H77V253H78ZM81 252H83V251H81ZM91 252H92V251H91ZM125 252H126V250H125ZM125 252H124V253H125ZM157 252L160 253L161 251H160V250H159V251L157 250ZM164 252H163V253H164ZM167 252H168V251H167ZM167 252H166V253H167ZM169 252H170V251H169ZM184 252H183V254H184ZM213 252H214V251H213ZM218 252H219V251H218ZM5 253H6V252H5ZM13 253H12V255H13ZM20 253H21V252H20ZM59 253H60V252H59ZM62 253H64V252H62ZM62 253H61V254H62ZM77 253H75V254H77ZM85 253H87V252H85ZM100 253H102V252H100ZM103 253H104V252H103ZM103 253H102V254H103ZM109 253H110V252H109ZM113 253H114V252H113ZM117 253H116V254H117ZM132 253H133V252H132ZM135 253H136V252H135ZM145 253H146V252H145ZM159 253H158V254H159ZM166 253H165V255H166ZM211 253H212V252H211ZM222 253H223V252H222ZM257 253H258V252H257ZM2 254H3V253H2ZM2 254H1V255H2ZM7 254H9V251L7 252ZM26 254H27V253H26ZM32 254H33V253H32ZM67 254H69L68 251H67ZM67 254H66V255H67ZM70 254H71V253H70ZM70 254H69V255H70ZM72 254H73V253H72ZM75 254H74V255H75ZM89 254H90V253H89ZM89 254H88V255H89ZM92 254L95 255L96 253L93 252ZM97 254H99V253H97ZM136 254H139V253H136ZM136 254H135V255H136ZM161 254H162V253H161ZM167 254H168V253H167ZM216 254H217V253H216ZM227 254H228V252H227ZM230 254H231V253H230ZM230 254H229V255H230ZM3 255L5 256V254H3ZM3 255H2V256H3ZM10 255H11V254H10ZM12 255H11V256H12ZM19 255H20V254H19ZM19 255H18V256H19ZM21 255H22V254H21ZM53 255H54V253H53ZM55 255H58V256H59V254H57V253H56ZM81 255H82V254H81ZM84 255H85V254H84ZM90 255H91V254H90ZM100 255H101V254H100ZM104 255H105V254H104ZM107 255H108V254H107ZM111 255H112V254H111ZM117 255H118V254H117ZM117 255H116V257H117ZM124 255H127V253H126V254H123V257H124ZM163 255H164V254H163ZM163 255H162V256H163ZM168 255H169V254H168ZM224 255H226V254H224ZM224 255H223V256H224ZM86 256H87V255H86ZM109 256H110V255H109ZM114 256H115V255H112V258H115ZM129 256H130V253H129ZM182 256H183V255H182ZM185 256H186V255H184V257H185ZM218 256L220 257V253H219ZM226 256H228V255H226ZM6 257H8V255H7ZM9 257H10V256H9ZM26 257H27V256H26ZM28 257H29V256H28ZM67 257H68V256H67ZM70 257H71V256H70ZM70 257H69V258H70ZM81 257H82V256H81ZM81 257H80L79 255H77V256L75 255V258H74V256H73L74 262H73V261H72V262H73L74 264H81V263L84 262V261L81 262L83 258H85V260L87 259V257H84V256H83L82 258H81ZM89 257H91V256H89ZM89 257H88V258H89ZM94 257H96V256H94ZM105 257H106V256H105ZM105 257H104V258H105ZM120 257H121V256H120ZM166 257H167V256H166ZM215 257H217V256H215ZM10 258H11V257H10ZM14 258H15V256H14ZM14 258H12V259L14 260ZM23 258H25V256H24ZM30 258H31V257H30ZM30 258H27V259H30ZM59 258H60V257H59ZM61 258H62V256H61ZM97 258H98V257H97ZM99 258H100V257H99ZM102 258H103V257H102ZM125 258H126V256H125ZM125 258H124V260L126 261L127 258H126V259H125ZM130 258H131V257H130ZM168 258H169V257H168ZM172 258H173V257H172ZM172 258H171V259H172ZM178 258H179V257H178ZM182 258H183V257H182ZM182 258H181V259H182ZM186 258H187V257H186ZM188 258H189V257H188ZM188 258H187V259H188ZM223 258H224V257H223ZM225 258H226V257H225ZM228 258H229V257H228ZM228 258H227V260L224 259V260H222V261H225V260L228 261V260H229ZM3 259H4V258H3ZM5 259H6V258H5ZM5 259H4V260H5ZM25 259H26V258H25ZM32 259H33V257H32ZM106 259H107V258H106ZM118 259H121V258L118 257ZM122 259H123V258H122ZM163 259H164V257H163ZM166 259H167V258H166ZM181 259H179V260H181ZM184 259H185V258H184ZM216 259H218V258H216ZM216 259H215V260H216ZM220 259H221V258H220ZM1 260H2V258H1ZM7 260H9V259H7ZM20 260H21V259H20ZM20 260H19V261H20ZM63 260H65V259L63 258ZM63 260H62V261H63ZM83 260H84V259H83ZM88 260H89V259H88ZM96 260H97V259H96ZM102 260L104 261V259H102ZM102 260H101V262H102ZM111 260H112V259H111ZM114 260H115V259H114ZM114 260H113V261H114ZM116 260H117V258H116ZM129 260H130V259L128 258V261H129ZM172 260H173V259H172ZM177 260H178V259H177ZM179 260H178V261H179ZM215 260H214V261H215ZM218 260H219V259H218ZM233 260H234V259H233ZM2 261H3V260H2ZM17 261H18V260H17ZM24 261H25V260H24ZM33 261H36V260H33ZM33 261L31 260L32 263H33ZM60 261H61V260H60ZM60 261H59V264H60ZM65 261H66V260H65ZM65 261H64V262H65ZM107 261H109V260H107ZM113 261H112V262H113ZM125 261H124V262H125ZM174 261H175V260H174ZM183 261H184V260L182 259L181 262H183ZM187 261H189V260H187ZM187 261H186V262H187ZM203 261H204V262H203ZM219 261H220V260H219ZM13 262H14V261H13ZM27 262H29V261L27 260ZM56 262H57V261H56ZM67 262H68V258H67ZM72 262H69V263L71 264ZM93 262H94V260H93ZM120 262H122V261H120ZM130 262H131V261H130ZM132 262H135V261H132ZM186 262H185V263H186ZM212 262H213V261H212ZM216 262H217V261H216ZM216 262H213V263H216ZM220 262H221V261H220ZM229 262H230V260H229ZM233 262H234V261H233ZM262 262H263V261H262ZM15 263H16V262H14L13 264H15ZM21 263H22V262H21ZM21 263H20V264H21ZM24 263H25V262H23V264H24ZM32 263H31V264H32ZM61 263H62V262H61ZM65 263H66V262H65ZM73 263H72V264H73ZM85 263H86V262H85ZM87 263H88V262H87ZM89 263H90V262H89ZM95 263H96V262H95ZM95 263H93V264H95ZM102 263H103V262H102ZM104 263H105V262H104ZM104 263H103V264H104ZM118 263H119V262H118ZM126 263H127V261H126ZM177 263H178V262H177ZM179 263H180V262H179ZM185 263H183V264H185ZM224 263H225V262H224ZM224 263H223V264H224ZM227 263H228V262H227ZM235 263H236V262H235ZM259 263H260V262H259ZM2 264H3V263H2ZM4 264H5V263H4ZM18 264H19V263H18ZM28 264H29V263H28ZM34 264H35V263H34ZM66 264H67V263H66ZM91 264H92V263H91ZM97 264H98V261H97ZM105 264H106V263H105ZM107 264H109V262H108ZM116 264H117V263H116ZM134 264H136V263H134ZM181 264H182V263H181ZM186 264H188V262H187ZM216 264H218V263H216ZM228 264H229V263H228ZM233 264H234V263H233ZM236 264H237V263H236ZM255 264H257V263H255Z\"/></svg>",
  "mask_w": 264,
  "mask_h": 264
}]
</instances>
